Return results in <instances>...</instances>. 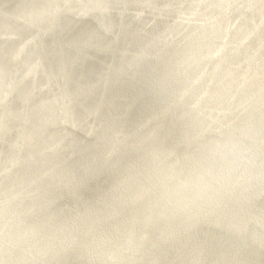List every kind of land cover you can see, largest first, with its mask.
<instances>
[{
  "label": "water",
  "instance_id": "obj_1",
  "mask_svg": "<svg viewBox=\"0 0 264 264\" xmlns=\"http://www.w3.org/2000/svg\"><path fill=\"white\" fill-rule=\"evenodd\" d=\"M31 1L33 0H30V2H27V4L30 3V6H37L38 9H36V13L41 12V10L46 7V1L44 0H34L40 2L41 4H32ZM97 1L98 0H82L81 2L80 0H77L76 2H70L69 4H66L63 0H58L57 3L60 5V8H57L56 12L53 13V15H57L59 17L63 28L65 27V25L69 26L72 22L76 23L75 26L71 28V35H73V37H76L75 34L81 33V31L85 29H99L97 33L99 36L98 39L102 42L106 41L107 43L104 48L99 49L100 51L97 49L89 50L87 48V46L93 44H88L87 46L78 45L79 52H92L95 54V56L85 54V57L83 58L87 59H82L80 62L78 61V59H76V61L81 64L80 66L75 68L74 74L72 72L70 76L72 82L69 85L72 88L75 86L77 92V94L72 95L70 99L72 102L76 103L75 106H73L72 103V113L76 111L75 114L77 115V117H79L80 119H85L86 117L88 118L90 115L95 114V111L93 113H88L90 112V110H94L92 108L96 109L95 105H97V107L98 105H100L99 109L103 111V125L95 137H87L86 133L84 131L82 132L81 130H77L76 134L68 131L72 135L75 134V136H71L70 134L65 133V131L59 130L61 127L60 124L62 125L63 123L62 121H58L57 119L56 123H54L53 125H50L48 123V119L50 116L47 115H50L48 113V109L50 108L47 107L45 109H42L43 106L42 108H40L41 103L47 102L49 100L48 98H46L48 100L44 99L47 94L45 96H40L39 94L33 95V97L31 96L28 106L30 107L29 111H32L29 113V116H32V123L30 127L25 130L29 137V145L25 147L23 152L20 149L16 151L12 150V152H10V154L8 155H10V158L16 155L17 159L20 158L18 155H22V157L24 156L23 161H25L28 157L30 159H33L32 161L24 164L25 168L18 167L23 169L17 170L13 173L22 175L24 178L28 177L29 179L34 176V178L31 179L32 181H34L33 183H39V185L41 187H45L46 190L43 189L41 194L32 195V197L24 196L23 198H18L15 201L11 200L8 203H4V205L0 207V236L12 237L15 241V246L21 245V247H23V250L21 249V251L17 247H13L11 249L10 247H6L5 245H3L1 243L2 239L0 238V264H30V261L34 259L37 260V264L41 263L42 261L46 262L47 264H95V262L92 260L95 255L93 256V254H89L85 247H87L88 245L87 240L89 235L93 237L91 239V244H97L101 242L102 238L99 237V232H101L102 234L106 233L105 227L111 229L116 227L115 235H120L121 238L119 239L118 237H116L112 238V240L108 239L107 242L106 240L104 241L103 238V243H106L107 245V243L110 241L111 244H118V248H120L122 244L130 240L125 238V236H131L130 234L125 235V232L128 229L126 228V226L131 228L134 221L137 222V218L139 220H142V218H139V215L146 213L137 205L135 208H133L134 206L132 207V205L126 204L127 201L130 202V200L137 196L142 190L141 188L135 189L137 192V195H135L131 192L132 185L135 181L141 180L143 176L148 177L149 174L151 175L150 172L155 166V163L153 162V160H155V157H153V154H157L158 151V149L156 150V148H160L161 151L162 149H164V146L165 148L170 147L171 150L173 149L172 144H166L162 142L163 140L161 139L152 142L145 141V143H143L142 145L137 146L136 149L131 150L132 153L129 154L130 156L128 158L124 160L116 159L115 162L112 163L116 166H119V164L122 162V165H120V167H117L120 170L113 171L112 168L103 166L104 162L102 165H100L99 160L101 159V153L104 149V139L106 140V144H108L112 141L114 135L117 134L116 131L125 129L123 127L124 124L133 122L135 120L138 121V118L140 116L144 117L139 121L144 120L145 118L152 116L162 109L166 108L172 102V87L170 86L169 77L170 66L167 62V56L171 55L173 48H171V46L169 47L168 42L166 40H161V38H165V35H169L168 32L175 33L179 29H183V26L180 25L179 20H174L175 18H179L178 14L180 13L179 9L181 8L177 6L178 4L170 3L169 12L163 13L168 14L167 16H172L174 18L170 20L168 19L167 24L164 25V27L162 23H160V25L162 26L161 29H164L159 32L161 34L158 35V38L157 36H155L156 34L151 31L149 34L145 32L142 33L140 26L144 25L143 23L146 22L147 19H141L137 15H134L130 16V18L125 21L126 17H124L122 14V10L125 9V6L133 5V3L139 4V2L143 4L141 0L108 1L107 7L109 8V13H104V15L108 17L107 23H109L107 27L105 25H98V22L103 17L98 10L104 12L102 9H100V7H91L90 9L88 7L87 10L84 9V12L87 13L85 14L86 17L82 18L81 21H74L75 14L69 12L70 10H73V12H78V6H93L94 4H97ZM92 2L93 4H91ZM30 6H25L24 11L20 14L22 15V18H26L30 14H36L30 13V11L26 10ZM142 6L145 11H148L145 5ZM88 10L90 11L88 12ZM156 12L158 13V11ZM230 15L231 13L225 16L226 19L222 21L223 27L227 25V21L230 17H232ZM10 18L12 19H8V21L5 22L6 27L9 28L11 26L18 30L22 28L23 31L20 30V35H27L29 31L35 30L36 25H29V30L27 29L28 31H26L24 30V28L27 27V25H25L22 21H18L20 19L16 21L15 18ZM174 21L176 22L177 26L173 25ZM3 23L4 22H0V31H6L1 30L5 27L3 26ZM112 28L118 29L117 38L112 37ZM156 28L160 27L157 26L153 29L155 30ZM150 38H153L156 41V44L151 47L153 48L152 51H148L146 48H144L143 44V42L147 41ZM17 45L18 44L16 40H11L10 42L0 41L1 69L7 71L8 69H11L13 65L22 67V64L26 63L25 55L22 57V60H18V55L15 59H13L14 55L11 52V47H13V49H16ZM2 47H5L4 50H6V52L2 51ZM141 48L148 51L147 53L149 55L151 54L147 57L151 61H149L148 59H144L143 61L139 59L140 62L134 61L136 51H139ZM37 50L28 48L27 54H32V52L35 53V51ZM66 51V54L68 53L67 55L69 56L72 54V52L74 53V51ZM92 58L94 60H92ZM120 59H130V62L135 65L137 63L139 66L138 68L132 66V68L136 70V75L132 72H129L128 69L130 68H126L127 65H123V63L120 64ZM103 61L111 62L114 65V68L112 67L109 71L103 73V71L101 70ZM116 63L120 64V66ZM81 67H84L83 70H85L86 74L79 80L77 73L80 71ZM118 72H121V74H119ZM99 73H103L102 76H99ZM39 78V82H43L41 74ZM99 79H101V83H99ZM145 79L148 80L149 84L147 83V81H145ZM79 81L83 82L82 84L85 86L81 87V83ZM106 82H108V84H111V87L103 89L104 83L107 84ZM76 83H78V85L81 87L82 92L80 91ZM30 85L31 83L29 81H26V84L18 86V89L15 92L8 93L7 95L11 94L10 96L12 97H10L8 100L5 99L2 102H6L5 106L7 105L11 108L14 106L17 109L21 103V99L24 97L28 98L27 95H29V93L31 95ZM122 93H124V96H122ZM138 94L139 96H141L142 100L139 104L135 102L129 104L131 106V108L129 109L130 112L131 109H133L134 112L130 115L129 113H126L127 117L124 116L125 105H123L124 102H122V100L125 101V99H129L130 101V97L136 96ZM114 95L116 96L113 97ZM128 95L130 97H128ZM68 96L70 97V95ZM101 96L104 97L102 101L100 100ZM110 97H113V99L111 101H108ZM10 101L14 103L13 106L8 103ZM78 101L83 102V106L86 102L87 107L83 108L81 105H78ZM118 101H120L119 105L116 104ZM89 103H91L92 105H89ZM121 105H123L122 108L120 107ZM171 106L179 109L176 104L171 103ZM1 110L2 108L0 109V117L2 115ZM66 113L67 112H65L64 116L67 118L68 116H66ZM7 114H9V116L4 114V117H6V119L8 120L15 119V116H17L14 112ZM173 114L174 111L166 114V121L169 120L171 122L172 118H175L173 117ZM44 117H46L47 119L45 120ZM64 124L65 123H63V125ZM171 127H174V125L170 124L167 130H170ZM146 131L147 129L144 130V134H146ZM64 134H66L64 136L66 140L59 143V146H63L61 149H59L60 147L56 145V150L58 151H56L55 154L54 151H52L53 153H47L49 155H42V151H49L45 148L49 146L47 144H49L57 136ZM169 134L175 136L178 139L177 133L174 134V132H170ZM1 135L2 133H0V136ZM84 136H86V138ZM16 137L17 140L20 139V137H18L17 135ZM78 138L81 139V141H79ZM140 140L141 137L139 141ZM72 141L74 143L71 147L70 144L72 143ZM182 143L180 144V146L183 148H186L187 145L191 148L194 144L192 141H183ZM41 148L43 149L41 150ZM188 151L191 153L192 149ZM68 152H70L71 154H69ZM91 152L94 153L90 154ZM65 155L66 157H64ZM250 155L257 157L259 153L258 151H252ZM125 156H127L126 153ZM130 159H134V161H136L137 159L138 163L130 165ZM257 159H260L259 156ZM124 163L125 165H123ZM50 166L53 167L49 170L52 175H49V177H45L41 173V175L38 176L39 173H37V171H41L44 168H49ZM128 166L131 167L129 168ZM101 176L103 177L97 180V178H100ZM101 182H106V186L104 189H99ZM55 189H57L56 193ZM51 193L56 194V200L47 199V197H49ZM32 199H34L35 201ZM67 199H69V201L73 203L77 209L73 212V214H69V211H67V204H58V202L64 203V200ZM104 200H108L107 202H109V204L104 205ZM121 201L125 202L124 206H122ZM30 203L31 206L28 208L27 206L30 205ZM85 205L87 206L86 209L83 208V206ZM258 206L261 207L260 211L256 209ZM122 207H124L125 210H121L120 208ZM21 210L23 212L31 210L30 213L26 215L28 217L27 219L30 221L34 220H32L33 217L35 219L44 218V216H47L49 212H51L52 214L54 213L53 216H50L53 221L56 216L61 218V216L65 213L63 218H61L62 223L66 222V217H68V219L72 218L74 229L68 232V230H64V227L62 228L56 226L55 229L52 227L51 229L46 228L42 230L41 228L38 232H32L26 230L25 226L24 229L22 224L21 229L18 230L12 227L9 232L5 231L3 234L1 228L2 224L6 222V220L11 219L12 216L21 213ZM87 212L94 216H88L89 214H87ZM245 215L248 216L246 218L247 220L252 219L253 222L251 224L256 225L257 231L256 229H251L253 227L251 226V224L249 230L243 231L242 233L235 232L234 230H232L233 227L226 228L225 225H222V227H220L218 226V224L217 226L212 225L214 226L211 228L212 232L210 231V229L208 230L207 228H204L208 230L212 236L222 237L221 240L211 245V249H216L215 252L220 254V257L212 260L213 264H252L256 260L258 250L260 249V242L262 239L261 237H256L264 234V230L260 227V225H258L256 219H260L261 217L262 219H264V195L258 198V200H256V203L250 204V207H246L243 210V216L245 217ZM109 219H112V221H109ZM61 220H59L58 223L60 225ZM12 223L13 222H10L9 225L12 226ZM88 226H92V232L86 230ZM169 231L171 232V230ZM39 232L42 236V239L36 236ZM213 233L216 235H213ZM64 235L66 236L64 237ZM70 235L71 237L75 236L78 238L76 244L70 243V241L68 240ZM48 239H52V241H49L53 242V245L46 243L48 242ZM169 245L170 242H167V246ZM68 246H72L71 250L68 249ZM2 247H5V249L2 250ZM102 247L103 245H101L99 249H102ZM8 250H10V252ZM105 252L106 246L104 247V251L101 252V256L96 255L100 258V261L96 262L97 264H106L105 261L110 260V257L103 256L105 255ZM22 253L25 255V258L19 256V258L16 260V256ZM189 257L187 258V260L183 261H187L188 264H192L194 261H190ZM124 258L126 259L125 256ZM111 264L115 263L112 262Z\"/></svg>",
  "mask_w": 264,
  "mask_h": 264
},
{
  "label": "bare ground",
  "instance_id": "obj_2",
  "mask_svg": "<svg viewBox=\"0 0 264 264\" xmlns=\"http://www.w3.org/2000/svg\"><path fill=\"white\" fill-rule=\"evenodd\" d=\"M10 1V0H9ZM22 1V0H21ZM46 1V0H45ZM65 1V0H64ZM101 1V0H100ZM109 1V0H108ZM176 1V0H174ZM192 3L194 4V6L198 7L201 12H203L204 9L206 8H211L212 11L207 14V15H203L201 18H205V21L209 22L211 25L218 23V25L222 24V21L226 19L225 16H227L228 14H232L233 10H232V4L230 3V0H191ZM257 1V0H256ZM24 2V1H23ZM22 2V3H23ZM27 2V0L25 1ZM24 2V3H25ZM30 2V1H29ZM52 2V1H51ZM72 2V1H71ZM169 2V1H168ZM172 2V1H171ZM252 0H248V2H246V0H238L235 1V10L236 11H242L241 16L238 17L236 16V18L234 19L233 22H229L228 21V25L225 26V30L224 32H220L221 34H226V36L222 39L220 33H219V29L218 28H213L212 26H207L205 28L202 29V31L198 34L199 37L201 38L200 42L197 43H193L190 41V45L186 46V52L184 56H181L180 59L178 60V64L180 63H186L187 65L193 66L194 68H199L198 71H195L196 73V77H193V81L186 85L185 87V93L187 95V97H189L190 99V104L189 106L185 109L186 113H185V117H183L184 120H186L187 118L189 119L190 124L188 121H184L182 120L180 122L181 124V128H180V136L182 137L184 135V141L190 142L192 141L194 144L193 146L190 148L192 149V153L191 156H185L183 155V158L187 161L184 166L181 165L182 161L181 157H177L175 159H173V157L171 158L172 161H174V164L169 163V164H162V160L159 159V161H155L153 160V162L155 163L154 168L152 169L151 176L145 179L141 180H137L134 182V184L132 185V190L131 192L135 195H137V192L135 189L137 188H141L142 190L140 191V193L135 196L134 198L136 199L138 196H142V193L145 192V188L141 185V184H159V187L162 188V190L159 192V190L157 192H159V197L157 200V197L155 198V200L160 201L158 202L159 204H157L159 206L157 212H154L157 214V217H161V218H165L167 215L169 216V214L171 215V219L173 218V216H175L177 218H182L183 221H185L186 219V223L185 227H183V230H185L186 228L189 230H191V228H193V226L197 225V221H211L214 222L218 225H220V227L222 225H225L226 228L229 227H233L232 230H234L235 232L238 233H242L243 231H247L249 230V228L251 226H253L251 229H256L257 231V227L255 224H251L253 221L252 219H246L248 216L245 215V217L243 216V210L246 207H250V204L252 203H256V200H258V198H260L262 195H264V57H259L256 56L253 52H252V48H251V43L252 41H243V38H246L244 40H247L248 37H246L247 35H245V28L246 26H244V20L247 19V15L249 16V18L247 19L248 22L250 23V27H252V31L254 32H260V34L262 36H264V0L261 1H257V4L254 6L255 8H250V7H245L247 6V3L249 4V6H251ZM19 3H21L19 1ZM35 3V2H34ZM40 3V2H38ZM49 3V0H48ZM57 3V1L55 2ZM70 3V2H69ZM93 3V2H92ZM140 3V2H139ZM162 3V2H161ZM165 3V2H164ZM183 3V2H182ZM27 5V3H25ZM37 4V3H36ZM50 4V3H49ZM52 4V3H51ZM68 4V3H66ZM100 4V3H99ZM103 4V3H102ZM105 4V3H104ZM137 4V3H136ZM144 4V3H143ZM21 5V4H19ZM54 5V4H53ZM106 5V4H105ZM145 5V4H144ZM166 5V4H165ZM18 6V4L16 5ZM23 6V5H22ZM25 6V5H24ZM30 6V5H29ZM33 6V5H32ZM48 6V5H47ZM50 6V5H49ZM59 6V5H58ZM166 6H170V5H166ZM234 6V7H235ZM14 7V6H13ZM34 7V6H33ZM54 7V6H53ZM19 8V6H18ZM30 8V7H29ZM28 8V9H29ZM35 8V7H34ZM49 8V7H48ZM56 8V7H55ZM80 8V7H79ZM82 8V7H81ZM90 8V7H89ZM107 8V7H106ZM27 9V10H28ZM44 9V8H43ZM51 9V8H49ZM101 9V8H100ZM130 9V8H129ZM193 9V8H192ZM2 10V9H1ZM20 10V9H19ZM22 10V9H21ZM33 10V9H32ZM36 10V9H35ZM45 10V9H44ZM80 10V9H78ZM86 10V9H85ZM95 10V9H94ZM109 10V9H108ZM194 10V9H193ZM253 10V11H252ZM18 11V9L16 10ZM47 11V9H46ZM45 11V12H46ZM82 11V10H81ZM124 11V10H123ZM160 11V10H159ZM163 11V10H162ZM161 11V12H162ZM184 11V10H183ZM250 11H252L251 13H249ZM1 12V11H0ZM3 12V10H2ZM6 12V10H5ZM36 12V11H35ZM43 11V14L45 13ZM102 12V11H101ZM128 12V11H127ZM194 12V11H193ZM221 12H224L223 17H220L219 14ZM244 12V13H243ZM15 13V12H14ZM48 13V12H46ZM75 13V12H74ZM84 13V11H83ZM108 13V12H106ZM163 13V12H162ZM197 13V12H196ZM245 13H249V14H245ZM8 14V13H7ZM40 14V13H39ZM50 14V13H49ZM53 14V11H52ZM51 14V16H52ZM87 14V13H86ZM6 15V14H4ZM38 15V14H37ZM36 15V17H37ZM47 15V14H45ZM197 15V14H196ZM1 16V14H0ZM12 16V15H11ZM43 16V15H42ZM41 16V18H42ZM50 16V15H49ZM49 16H47L49 18ZM57 16V15H56ZM104 16V15H103ZM131 16V15H130ZM138 16V15H137ZM5 17V16H4ZM8 17V15H7ZM129 17V16H128ZM242 17V18H241ZM20 18V17H18ZM34 18V17H33ZM53 18V17H52ZM189 18V17H188ZM1 19V18H0ZM47 18H45L46 20ZM54 21L56 18H53ZM31 20V19H30ZM38 20V19H37ZM36 20V21H37ZM41 20V19H40ZM186 20V19H185ZM53 21V20H51ZM50 21V22H51ZM1 22V21H0ZM23 22H25L23 20ZM35 22V20H34ZM46 22V21H45ZM103 22V21H102ZM247 22V23H248ZM56 23V22H55ZM101 23V22H100ZM109 23V22H108ZM239 23V25H238ZM27 24V23H26ZM34 24H37V22H35ZM33 24V25H34ZM41 24V22H40ZM50 24L53 25V23L51 22ZM59 24V22H58ZM57 24V26H58ZM107 24V22H106ZM183 24V23H182ZM189 24V23H188ZM188 24H186L188 26ZM5 25V23H4ZM43 25V24H42ZM41 25V26H42ZM75 25V24H74ZM73 25V26H74ZM101 25V24H100ZM104 25V24H103ZM145 25V24H144ZM40 26V25H39ZM46 26V25H45ZM49 26V24H48ZM56 26V27H57ZM71 26V25H70ZM177 26V25H176ZM11 27V26H10ZM69 27V26H67ZM29 28V27H28ZM27 28V29H28ZM49 28V27H48ZM53 28V27H51ZM62 28V26H61ZM59 27V30L61 29ZM222 28V26H221ZM249 28V26H248ZM4 29V28H3ZM25 29V28H24ZM26 29V31H27ZM56 29V28H54ZM65 28L61 29L64 30ZM70 29V28H68ZM108 29V28H107ZM114 29V28H113ZM2 30V29H1ZM13 30V28H12ZM37 31V29H35ZM45 30V27H44ZM58 30V31H59ZM67 30V29H66ZM15 31V30H14ZM20 31V30H19ZM35 31V32H36ZM50 31H52L50 29ZM54 31V30H53ZM57 31V32H58ZM69 31V30H68ZM89 31V30H88ZM94 31V29H93ZM115 31V30H114ZM150 31V30H149ZM184 31V30H183ZM191 31V30H190ZM189 31V32H190ZM248 31V29H247ZM1 32V31H0ZM6 32V31H5ZM9 32V31H8ZM13 32V31H11ZM21 32V31H20ZM38 32V31H37ZM47 32V31H46ZM49 32V31H48ZM57 32H55V34L57 35ZM62 32V31H61ZM60 32V33H61ZM86 32V31H83ZM92 32V31H91ZM188 32V31H185ZM30 33V32H29ZM33 33V32H32ZM66 33V32H65ZM95 34L97 32H94ZM91 33V34H94ZM18 34V33H17ZM53 32H52V36H53ZM62 34V33H61ZM67 34V33H66ZM82 34V33H81ZM90 34V33H89ZM90 34V37H91ZM115 34V33H114ZM19 35V34H18ZM33 35V34H32ZM45 35V34H43ZM42 35V37H44ZM59 35V34H58ZM63 35V34H62ZM65 35V34H64ZM63 35V36H64ZM69 35V34H68ZM80 35V34H79ZM98 35V34H97ZM96 35V36H97ZM254 35V34H253ZM5 36V34L3 35ZM14 36V35H13ZM41 36V34H40ZM50 36V37H52ZM60 36V35H59ZM70 36V35H69ZM82 36V35H81ZM76 37V38H80ZM30 37V36H29ZM48 37V36H46ZM45 37V38H46ZM55 37V36H53ZM62 36H60L61 39ZM71 37V36H70ZM87 37H89L87 35ZM183 37V36H182ZM258 37V35H257ZM260 37V35H259ZM258 37V38H259ZM13 38V37H12ZM10 38V39H12ZM21 38V37H20ZM26 38V37H25ZM56 39L58 37H55ZM67 38V37H66ZM64 37V39H66ZM84 38V35H83ZM86 38V37H85ZM99 38V37H98ZM97 38V39H98ZM264 40V37H261ZM50 39V38H49ZM53 39V38H52ZM63 39V38H62ZM68 40L69 37L67 38ZM82 39V38H81ZM92 39V37H91ZM90 39V40H91ZM167 39V38H166ZM251 39V38H250ZM253 39V38H252ZM256 39V37H255ZM3 40V39H2ZM13 40V39H12ZM72 40V38H71ZM70 40V41H71ZM86 40V39H85ZM152 40V38H151ZM9 41V40H8ZM7 41V42H8ZM42 41V38H41ZM53 41V40H52ZM57 41V40H56ZM67 40H65L66 42ZM77 41V40H76ZM100 41V40H99ZM175 41V40H174ZM255 41V40H254ZM10 42V41H9ZM47 42V40H46ZM60 42V41H59ZM69 43V41H67ZM73 42V41H72ZM75 42V41H74ZM80 42V40L78 41ZM84 42V40H83ZM89 42V41H88ZM87 42V43H88ZM98 42V41H97ZM102 42V41H101ZM148 42V41H147ZM221 42V43H220ZM21 43V42H20ZM35 43V42H34ZM39 43V42H38ZM45 43V42H44ZM43 43V44H44ZM49 43V42H48ZM54 43L50 41V44ZM62 46H63V42ZM71 43V42H70ZM91 43V42H89ZM145 43V42H143ZM256 43V42H255ZM261 43V42H260ZM41 44V43H40ZM42 44V45H43ZM58 44V42L54 43L53 45ZM77 44V43H76ZM75 44V45H76ZM83 44V43H82ZM85 44V43H84ZM92 44V43H91ZM142 44V43H141ZM156 44V43H154ZM179 44V43H178ZM221 44V45H219ZM259 44V42H258ZM33 45V44H32ZM67 45V43L65 44ZM69 45V44H68ZM73 45V43H72ZM74 45V46H75ZM81 45V43H80ZM101 45V44H99ZM146 45V44H145ZM152 45V44H151ZM235 45L238 47L236 48L232 54H227L228 56L224 55V52L221 50V48L219 46H222L223 48H228V47H235ZM26 46V45H25ZM30 46V45H29ZM38 48V45H36ZM52 46V45H51ZM85 46V45H84ZM87 46V44H86ZM94 47V42L93 45H91L89 48ZM255 46V44H254ZM263 46V45H261ZM28 47V46H27ZM46 47V46H45ZM48 47V46H47ZM59 47V45H58ZM70 47V45L68 46ZM78 47V45H77ZM76 47V49H77ZM97 47V44H96ZM101 47H105L104 45ZM100 47V48H101ZM145 47V46H144ZM174 47V46H173ZM3 48V47H2ZM42 48V47H41ZM39 48V49H41ZM50 48V47H49ZM56 48V47H55ZM67 48V47H66ZM99 48V47H97ZM96 48V49H97ZM147 48V46H146ZM150 48V47H149ZM254 48V47H253ZM38 49V50H39ZM52 49V48H51ZM59 49V48H58ZM65 49V48H63ZM68 49V48H67ZM72 49V48H71ZM75 49V48H73ZM94 49V48H93ZM142 49V48H141ZM35 50V49H34ZM46 51V49H44ZM57 50V49H56ZM55 50V52H56ZM92 50V49H91ZM98 50V49H97ZM24 51V50H23ZM49 51V50H48ZM60 51V50H58ZM57 51V52H58ZM72 51V50H71ZM100 51V50H99ZM229 52V49L227 50ZM259 51V50H258ZM36 52V51H35ZM40 52V51H39ZM52 52V51H50ZM50 52H48V54H50ZM62 52V51H61ZM60 52V54H61ZM66 53V51H64ZM87 52V51H86ZM137 52V51H136ZM144 52V51H143ZM148 52V51H147ZM146 52V53H147ZM173 52V51H172ZM232 52V51H231ZM263 52V51H262ZM20 53V52H19ZM25 53V52H24ZM42 52V56H43ZM59 53V52H58ZM57 53V54H58ZM75 53V52H74ZM73 53V54H74ZM80 53V52H79ZM83 53V52H82ZM81 53V55H82ZM145 53V54H146ZM17 54V53H15ZM31 54V53H30ZM41 54V53H39ZM78 54V53H76ZM75 54V55H76ZM85 54V53H83ZM138 54V52H137ZM173 54V53H172ZM35 55V54H34ZM51 55V54H50ZM54 55V53H53ZM79 55V54H78ZM76 55V57L78 56ZM94 55V54H93ZM149 55V54H148ZM263 55V54H262ZM37 56V55H36ZM49 56V55H48ZM55 56V55H54ZM58 56V55H57ZM60 56V55H59ZM65 56V55H64ZM63 56H61V59ZM80 56V55H79ZM83 56V55H82ZM81 56V57H82ZM95 56V55H94ZM146 55H144L145 57ZM34 57V56H33ZM40 57V56H38ZM37 57V58H38ZM44 57V56H43ZM42 57V58H43ZM68 57V56H67ZM70 57V56H69ZM73 57H75L73 55ZM72 57V58H73ZM80 57V58H81ZM30 58V57H29ZM36 58V57H35ZM58 58V57H57ZM147 58V57H146ZM173 58V57H172ZM47 59V58H46ZM51 59V58H50ZM55 58H53L54 61ZM70 59V58H69ZM74 59V58H73ZM77 59V58H76ZM75 59V60H76ZM85 59V58H84ZM87 59V58H86ZM27 60V59H26ZM58 60V59H57ZM57 60H55L54 62H56ZM60 60V59H59ZM68 60V59H66ZM65 60V61H66ZM72 60V59H71ZM75 60H73L75 62ZM82 60V59H81ZM92 60H94L92 58ZM127 60V59H126ZM125 60V61H126ZM142 60V59H140ZM144 60V59H143ZM142 60V61H143ZM170 60V59H169ZM39 61V59H38ZM61 61V60H60ZM59 61V62H60ZM64 61V60H63ZM61 61V62H63ZM70 60H68L69 62ZM120 61V60H119ZM134 61L135 62H140L139 59H136L134 57ZM27 62V61H26ZM35 62V61H34ZM41 62V61H40ZM44 62V61H43ZM67 62V63H68ZM73 62V63H74ZM105 62V61H104ZM174 62V61H173ZM57 63V62H56ZM66 63V64H67ZM72 63V62H70ZM78 63V62H77ZM108 63V61L106 62ZM110 63V62H109ZM120 64L123 63V65L125 64V62L121 60V62H119ZM127 63V62H126ZM129 62L128 66H132L138 68V64L136 63L133 64ZM43 64V63H42ZM50 64V63H49ZM64 64V63H63ZM81 64V63H80ZM112 64V63H111ZM118 64V63H116ZM120 64H118L120 66ZM171 64V63H170ZM37 65V64H35ZM46 65V64H45ZM51 65V64H50ZM53 65V63H52ZM51 65V66H52ZM57 65V64H56ZM62 65V64H61ZM113 65V64H112ZM49 66V65H48ZM58 66V65H57ZM65 66V65H64ZM70 66V65H69ZM76 66V64H75ZM105 66V65H103ZM36 67V66H35ZM42 67H46V66H42ZM106 67V66H105ZM110 67V66H108ZM114 67V65L112 66ZM111 67V68H112ZM32 68V67H31ZM61 68V66L59 67V69ZM62 68H64L62 66ZM68 68V66H67ZM71 68V67H70ZM83 68V67H82ZM102 69H104V67H101ZM121 68V67H120ZM119 68V69H120ZM129 68V67H128ZM171 68V67H170ZM177 68V67H176ZM34 69V67H33ZM36 69V68H35ZM52 69V67H51ZM57 69V70H59ZM75 69V68H74ZM11 70V69H10ZM38 70V69H37ZM42 70H44L42 68ZM50 70V68L48 69ZM66 70V68H65ZM71 70V69H70ZM73 70V69H72ZM81 70V69H80ZM2 71V70H1ZM12 71V70H11ZM24 71V70H23ZM32 71V70H31ZM41 71V70H40ZM45 71V70H44ZM47 71V70H46ZM45 71V72H46ZM83 71V70H82ZM109 71V69L105 68V72ZM36 72V71H35ZM57 72V71H56ZM63 73L65 72L64 69L62 71ZM80 72V71H79ZM84 72V71H83ZM134 72V71H133ZM136 72V70H135ZM28 73V72H27ZM31 73V72H30ZM53 73L54 70H53ZM60 73V71H59ZM69 73V72H68ZM74 73V72H73ZM86 73V72H84ZM104 73V72H103ZM102 73V74H103ZM119 74H121V72H118ZM9 74V72H8ZM13 73H11L12 75ZM45 73H43L42 75H44ZM51 74V73H50ZM49 74V76L51 77V79H53L54 77L51 76ZM79 74V73H77ZM83 74V73H82ZM80 73V76L82 75ZM101 74V76H102ZM175 74V73H174ZM179 74V71H178ZM7 75V74H6ZM28 75V74H27ZM33 75V74H31ZM36 75V74H35ZM53 75V74H52ZM62 75V74H61ZM84 75V74H83ZM30 76V75H29ZM47 76V75H46ZM45 76V77H46ZM66 76V75H65ZM65 76L64 80H65ZM70 76V75H68ZM79 76V75H78ZM100 76V75H99ZM173 76V75H172ZM34 77V76H33ZM32 77V78H33ZM61 77V76H60ZM82 77V76H81ZM175 77V76H174ZM178 77V76H177ZM6 78V77H4ZM44 78V77H43ZM180 78V77H179ZM190 78V77H189ZM188 78V79H189ZM2 79V78H1ZM26 81L28 80L27 77L25 76ZM31 79V78H30ZM35 79V78H34ZM48 79V78H47ZM59 79V77H58ZM61 79V78H60ZM63 79V78H62ZM61 79V82H62ZM80 79V78H79ZM173 79V78H172ZM3 80V79H2ZM16 80V79H15ZM21 80V79H20ZM57 80V79H56ZM67 80V79H66ZM65 80V82H67ZM70 80V79H69ZM101 79H99L100 81ZM24 81V80H23ZM34 81V80H33ZM37 81V80H36ZM44 81V80H43ZM51 81V80H50ZM146 81V79H145ZM172 81V80H171ZM10 82V81H9ZM19 82V81H18ZM31 82V81H30ZM70 82V81H68ZM176 81H174L175 83ZM180 82V81H179ZM188 82V81H187ZM2 83V82H1ZM57 83V82H55ZM64 83V82H63ZM107 84L104 83V88L103 89H107L108 87H111V84H108V82H106ZM148 83V82H147ZM181 83V82H180ZM45 84V82H44ZM70 84V83H69ZM179 84V83H178ZM197 84V85H196ZM11 85V84H10ZM15 85V84H14ZM17 85V84H16ZM15 85V87H16ZM82 85V84H81ZM171 85V84H170ZM62 86V85H61ZM84 85H82L83 87ZM177 86V85H175ZM14 87V86H13ZM12 87V89H13ZM14 87V88H15ZM46 87V86H45ZM64 88V86H62ZM61 88V89H63ZM67 88V86H66ZM71 88V87H70ZM46 89V88H45ZM57 89V88H56ZM68 89V88H67ZM75 89V88H74ZM80 89V87H79ZM11 90V89H9ZM72 90V88H71ZM174 90V89H173ZM172 90V91H173ZM179 90H181L179 88ZM4 91V90H3ZM8 91V90H7ZM6 91V93H7ZM53 91V90H52ZM56 91V90H55ZM61 91V90H60ZM70 91V90H68ZM65 91V92H68ZM74 91V90H73ZM76 91V90H75ZM12 92V90H11ZM10 92V93H11ZM39 92V91H38ZM47 92V90H46ZM82 92V90H81ZM1 93V92H0ZM71 93V91H70ZM179 93V92H177ZM184 93V94H185ZM5 94V93H4ZM30 94V93H29ZM65 94V93H64ZM76 93L73 92L72 95H76ZM173 94V93H172ZM42 95V94H41ZM60 95V94H59ZM176 95V94H175ZM180 95V94H179ZM183 95V94H182ZM2 96V95H1ZM30 96V95H28ZM173 96V95H172ZM184 96V95H183ZM182 96V97H183ZM174 97V96H173ZM176 97V96H175ZM181 97V96H180ZM179 97V99H180ZM1 98V97H0ZM25 98V97H24ZM29 98V97H28ZM27 98V99H28ZM51 98V97H50ZM54 97H52L53 99ZM71 98V97H70ZM141 98V97H140ZM186 98V97H185ZM23 99V98H22ZM31 99V98H29ZM113 99V98H112ZM111 99V100H112ZM174 99V98H172ZM188 99V98H187ZM3 100V98H2ZM55 100V99H54ZM67 100V99H66ZM181 100V99H180ZM24 101V100H23ZM53 101V100H52ZM131 101V100H130ZM185 101V100H184ZM48 102V101H47ZM46 102V103H47ZM181 102V101H180ZM9 103V102H8ZM25 103V102H24ZM29 103V101H28ZM52 103V102H51ZM63 103V102H62ZM178 103V102H176ZM186 103V102H185ZM22 104V103H21ZM43 104V103H42ZM56 104V103H55ZM179 104V103H178ZM3 105V103H2ZM25 105V104H24ZM23 105V106H24ZM28 105V104H27ZM48 105V104H46ZM68 105V104H67ZM74 105V104H73ZM81 105V104H80ZM183 105V104H182ZM1 106V103H0ZM5 106V105H4ZM22 106V105H20ZM26 106V105H25ZM24 106V107H25ZM51 106V105H50ZM55 106V105H54ZM170 106V105H169ZM9 107V106H8ZM44 107V106H43ZM60 107V106H59ZM72 107V105H71ZM129 107V106H128ZM184 107V106H183ZM10 108V107H9ZM23 108V107H22ZM55 108V107H54ZM57 108V107H56ZM180 108V107H179ZM7 109V107H6ZM52 109V108H51ZM90 109V108H89ZM129 109V108H128ZM175 109V108H174ZM12 110V109H11ZM10 110V111H11ZM16 110V109H15ZM55 110V109H54ZM68 110V109H67ZM67 110H64L67 112ZM8 111V110H7ZM51 111V110H50ZM53 111V110H52ZM69 111V110H68ZM91 111V110H90ZM94 111V110H93ZM184 111V110H182ZM4 112V110H3ZM6 112V111H5ZM4 112V113H5ZM9 112V111H8ZM12 113V112H9ZM69 113V112H67ZM66 113V114H67ZM90 113V112H89ZM92 113V112H91ZM99 113V112H98ZM162 114V113H161ZM4 114H2L3 116ZM9 115V114H8ZM7 115V116H8ZM62 115V114H61ZM96 115V113H95ZM51 116V115H50ZM155 116V115H153ZM152 116V117H153ZM52 117V116H51ZM49 117V118H51ZM160 117V115H159ZM3 118V117H2ZM46 118V117H45ZM178 118V117H177ZM90 119V118H89ZM95 119V118H94ZM93 119V120H94ZM161 119V118H160ZM3 120V119H2ZM5 120V119H4ZM7 120V119H6ZM20 120V119H19ZM52 120V118L50 119ZM164 120V119H163ZM179 120V119H178ZM181 120V119H180ZM1 121V120H0ZM90 121V120H89ZM168 121V120H167ZM177 121V120H175ZM51 122V121H50ZM49 122V123H50ZM56 122V121H54ZM100 122V121H99ZM98 122V123H99ZM102 122V121H101ZM173 122V121H172ZM171 122V123H172ZM92 123V122H90ZM6 124V123H5ZM54 123L52 122L51 125H53ZM80 124V123H79ZM138 124V123H137ZM164 123H161V125ZM178 124V123H177ZM3 125V123H2ZM89 125V124H88ZM157 125V124H156ZM169 125V123H168ZM101 126V125H100ZM176 126V125H175ZM4 127V126H3ZM97 127V126H96ZM162 127V126H161ZM62 128V126H61ZM70 128V127H69ZM129 128V127H128ZM150 128V127H149ZM176 128H178L176 126ZM2 129V128H1ZM67 129V128H66ZM96 129V128H95ZM147 129V128H146ZM155 129V128H153ZM174 129V128H173ZM25 130V129H24ZM60 130V129H59ZM62 130V129H61ZM60 130V131H61ZM69 130V129H68ZM138 130V129H137ZM162 130V129H161ZM72 131V130H71ZM74 131V130H73ZM97 131V130H95ZM119 131V130H118ZM133 131V130H132ZM142 131V130H141ZM18 132V131H17ZM123 132V131H122ZM153 132V131H152ZM166 132V131H164ZM168 132V130H167ZM159 133V132H158ZM163 133V132H161ZM23 134V132L21 133V135ZM69 134V133H68ZM71 134V133H70ZM91 134V133H90ZM136 134V133H134ZM140 134V133H139ZM167 133H165L164 135H166ZM24 135V134H23ZM143 135V134H142ZM141 135V136H142ZM160 135V134H159ZM168 135V134H167ZM178 135V134H177ZM60 136V135H59ZM65 136V135H63ZM170 136V135H169ZM19 137H21L19 135ZM174 137V136H173ZM1 138V137H0ZM57 138V137H56ZM56 138L54 140H52L49 144L50 146L48 147L47 150L49 151H42V155H49L47 153L54 151V154L57 149V146H59V143L61 142L60 140H56ZM62 138V137H61ZM65 138V137H64ZM126 138V136H125ZM180 138V137H179ZM183 138V137H182ZM59 139V138H58ZM79 139V138H78ZM114 139V138H113ZM153 139V138H152ZM159 139V138H158ZM164 139V138H163ZM176 139V138H175ZM249 141H248V140ZM17 140V139H16ZM14 140V141H16ZM64 140V139H63ZM80 140V139H79ZM126 140V139H125ZM139 140V139H138ZM147 140V139H146ZM156 140V139H155ZM181 140V139H180ZM114 141V140H113ZM132 141V140H131ZM134 141V140H133ZM137 141V140H136ZM151 141V140H150ZM173 141V140H172ZM179 141V140H178ZM251 141V142H250ZM104 144H103V148L108 149L109 147V143L106 144V140H103ZM124 142V141H123ZM176 142V141H175ZM16 143V142H15ZM18 143V142H17ZM73 141L70 144V146H73ZM125 143V142H124ZM181 143V141H180ZM12 144V143H11ZM19 144V143H18ZM23 144V143H22ZM179 144V143H178ZM183 144V143H182ZM187 144V143H186ZM48 145V144H47ZM137 145V144H136ZM184 145V144H183ZM27 146V145H26ZM117 146V145H116ZM128 146V145H127ZM185 146V145H184ZM188 146V145H187ZM63 147V146H62ZM61 147V148H62ZM113 147V146H112ZM111 147V149H113ZM120 147V146H119ZM118 147V148H119ZM174 147V146H173ZM178 147L180 148V146L178 145ZM190 147V146H189ZM14 148V147H13ZM127 148V147H126ZM166 150H171L170 147L165 148V146L163 147ZM43 148H41L42 150ZM77 149V148H76ZM110 149V148H109ZM116 149V148H114ZM113 149V150H114ZM122 149V148H120ZM119 149V150H120ZM175 149V147H174ZM2 150V149H1ZM17 150V149H16ZM19 150V149H18ZM112 150V151H113ZM177 150V152L179 154H184L183 152L180 153L183 149ZM40 151V150H39ZM38 151V152H39ZM160 151V150H159ZM187 151V150H186ZM252 151H258L259 153V158L257 159V157L255 156H251L250 154L252 153ZM12 152V151H11ZM107 152V151H106ZM108 152H110V150H108ZM118 152V150H117ZM165 152V151H164ZM163 152V153H164ZM185 152V151H184ZM53 153V152H52ZM94 152H91L90 154H93ZM111 153V152H110ZM113 153V152H112ZM115 153V151H114ZM113 153V154H114ZM172 153V152H170ZM102 154V153H101ZM108 154V153H107ZM120 154V153H118ZM123 154V153H122ZM125 154V153H124ZM127 154V153H126ZM165 154V153H164ZM6 155V154H5ZM105 155V154H103ZM111 155V154H110ZM162 155V154H161ZM167 155V154H166ZM113 156V155H112ZM111 156V157H112ZM178 156V154H177ZM181 156V155H180ZM15 157V156H14ZM13 157V160H14ZM103 157H107V156H103ZM114 157V156H113ZM155 157V156H153ZM159 157V156H158ZM166 157V156H165ZM170 157V156H169ZM109 157H107L108 159ZM122 158H125L124 156ZM120 156V159H122ZM161 158V156H160ZM179 158V159H178ZM22 159V158H21ZM106 159V160H107ZM110 159V158H109ZM118 159V158H117ZM170 159V158H169ZM33 159H30L29 157L23 161V163H21L20 166L15 167L16 170L13 172H16L17 170H21L23 168H18V167H24V164L32 161ZM101 160V159H100ZM105 160V159H104ZM102 159V162L104 161ZM111 160V159H110ZM113 160V159H112ZM114 160H116L114 158ZM181 160V161H179ZM259 160V161H258ZM164 161V160H163ZM101 162V163H102ZM105 162V161H104ZM112 162V161H111ZM126 162V161H125ZM171 162V161H170ZM14 163V162H12ZM107 163V162H106ZM110 163V161L108 162ZM138 161L136 159V161H134V159H130L129 164L133 165V164H137ZM165 163V162H164ZM111 164V163H110ZM109 164V165H110ZM122 164V163H121ZM3 165V164H2ZM108 165V164H107ZM105 166V165H103ZM114 166V164H112V167ZM14 167V166H13ZM25 168V167H24ZM53 167H49V168H44L41 171H37L38 176L41 175V173L45 176V177H49V175H52V173L49 171L50 169H52ZM113 170V169H112ZM115 170V168H114ZM12 172V171H11ZM11 172H9V174H6V181L7 184L6 186L11 188V189H15L17 190L18 194L16 195H20V197L22 196H26L28 195H36V194H41L42 190H46L45 187H41L39 185V183L32 181L31 179L34 178V176L31 177V179H29L28 177L24 178L22 175H17V173L14 174H10ZM49 172V173H48ZM5 175V174H4ZM5 177V176H4ZM79 178H83V177H79ZM2 179V178H1ZM83 180V179H82ZM82 180H78V181H82ZM37 181V180H36ZM1 182V181H0ZM161 182V183H159ZM5 183V181L3 182ZM104 183V182H103ZM2 184V183H1ZM161 184V186H160ZM145 185V186H146ZM2 187V186H1ZM0 187V188H1ZM100 188V187H99ZM103 188V187H101ZM24 189V190H23ZM7 190V189H6ZM23 190L24 192H21L23 194H21L19 191ZM147 190V189H146ZM260 190L262 193H260ZM5 191V190H4ZM9 191V189H8ZM14 191V190H13ZM12 191V192H13ZM28 191V193L26 194V192ZM30 191V192H29ZM57 189H55V193H56ZM1 192V190H0ZM10 192V191H9ZM148 192V191H147ZM7 193V192H6ZM20 193V194H19ZM55 193H51L49 195V197H47V199L49 200H56V194ZM61 193V192H60ZM3 194H5L3 192ZM151 194V193H149ZM157 194V193H156ZM27 195V196H28ZM148 195V194H147ZM2 196V195H0ZM4 196V195H3ZM13 196V195H12ZM156 196V195H155ZM9 197V196H8ZM15 197V195H14ZM4 198V197H3ZM143 198V197H142ZM18 199V198H17ZM21 199V198H19ZM147 200H144V202L148 201V205L146 206V210L147 212H149L150 209H152L153 207H151L150 202L152 201L151 199H148V197H146ZM1 200V198H0ZM7 200V199H6ZM12 200V199H10ZM34 200V199H32ZM59 200V199H57ZM133 200V198L131 199ZM130 200L131 204L133 203ZM138 200V199H137ZM15 201V200H13ZM35 201V200H34ZM65 202L63 204H67L68 206H70V208L68 207L67 211H69V214H73V212L76 209V207L74 206L73 203H71L69 201V199L64 200ZM108 200H104L103 204H109V202H107ZM135 201V200H133ZM252 201V202H251ZM6 202V201H5ZM154 202V201H153ZM8 203V202H6ZM123 201H121L122 206H124ZM129 201L126 202V204H128ZM143 203V201H142ZM157 203V202H156ZM155 203V204H156ZM2 204V203H1ZM134 204V203H133ZM132 204V205H133ZM146 205V203H144ZM3 206V205H1ZM31 206L28 205L27 207L29 208ZM136 206V205H135ZM137 206H142L141 203L139 202V204H137ZM145 207V206H144ZM156 207V206H155ZM83 208H87V206H83ZM135 208V207H134ZM140 208V207H139ZM143 208V207H142ZM123 210V209H122ZM125 210V209H124ZM258 210V209H257ZM260 210V209H259ZM31 210H27V212H23L21 211V213L12 216L11 218V222L12 226L8 225L7 228H4V223L2 224V233L4 234V232H9V230L14 227L15 229H21L22 228V224L23 226L26 227V230L28 231H32V232H38L40 231V229L42 228V230L49 228L51 229L52 227L55 229L56 226L57 227H64V230H68V232L72 229H74V224H73V219L70 218L68 219V217H66V222L62 223L61 218H63L62 215L61 218L57 217L52 221V219L50 218V216H53V214L51 212H49L47 214V216H44V218H32L33 221L28 220L27 218V214L30 213ZM146 212V211H145ZM151 212V211H150ZM149 212V213H150ZM152 213V212H151ZM154 213V214H155ZM87 214H89L88 216L92 215L89 212H87ZM148 215V214H147ZM94 216V215H92ZM143 216V215H142ZM149 216V215H148ZM152 216V214H151ZM140 217V216H139ZM150 217V216H149ZM148 217V218H149ZM153 217V216H152ZM137 218V216H136ZM144 218V216H143ZM169 218V220H170ZM49 219V220H48ZM147 219V218H146ZM160 218H158L159 220ZM59 220H61V225L58 224ZM95 220V219H94ZM138 220V219H137ZM148 220V219H147ZM147 220L143 219L140 220L139 224L142 227L143 223H146V226L142 227L147 228L150 224V222H147ZM151 220V219H150ZM154 220V219H153ZM161 220V219H160ZM163 220V219H162ZM166 220V221H165ZM164 221H162V223L164 224V222L168 223H172V225H168L169 230H172V227H175L174 222L172 220H168L165 219ZM179 220V219H178ZM7 221V220H6ZM109 221H112V219H109ZM258 225H260V227L264 230V219H262V217L260 219H256ZM10 222V221H9ZM28 222V223H27ZM161 222V221H160ZM151 223H153V221H151ZM178 224V222H177ZM180 224V223H179ZM200 224V223H199ZM198 224V225H199ZM210 224V223H209ZM251 224V226H250ZM67 225V226H65ZM135 225V224H134ZM132 225V226H134ZM138 225V224H137ZM136 225V226H137ZM145 225V224H144ZM153 225V224H152ZM166 225V224H165ZM183 225V224H182ZM207 225V224H206ZM211 225V224H210ZM160 226V225H159ZM179 227V225H177ZM228 226V227H227ZM92 227V226H91ZM90 226H88L86 228V230L91 231L92 232V228ZM127 227V226H126ZM154 227V226H153ZM166 227V226H165ZM177 227V229H178ZM180 227V228H181ZM200 227V226H199ZM203 227V226H202ZM207 227V226H206ZM210 227V226H209ZM24 228V227H23ZM149 228V227H148ZM157 228V226H156ZM164 228V227H162ZM197 228V227H196ZM195 228V229H196ZM208 228V227H207ZM212 228V227H211ZM116 229V228H114ZM113 229V230H114ZM168 229V228H167ZM63 230V231H64ZM134 230V229H133ZM142 230V229H141ZM148 230V229H146ZM159 230V228H158ZM157 230V231H158ZM164 230V229H163ZM166 230V228H165ZM176 230V229H175ZM200 230V229H199ZM107 231V230H106ZM150 231V230H149ZM155 231V229H154ZM187 231V230H186ZM195 231V230H194ZM193 231V233H194ZM201 231V230H200ZM208 231V230H206ZM165 232V231H163ZM178 234H181L180 231H178ZM192 232V231H191ZM205 232V231H204ZM209 232V231H208ZM158 233V232H155ZM162 233V232H160ZM166 233V232H165ZM113 234V233H112ZM127 234V233H126ZM144 234V233H143ZM142 234V235H143ZM170 234V233H169ZM174 234V233H173ZM171 233V235H173ZM176 234V233H175ZM186 234H188L186 232ZM199 234V233H198ZM206 234V233H205ZM210 234V232L208 233ZM106 235V233H105ZM109 235V234H108ZM146 235V234H145ZM150 235V234H149ZM152 235V234H151ZM159 235V234H158ZM168 235V234H167ZM190 235V234H189ZM211 235V234H210ZM214 235V234H213ZM38 236V235H37ZM41 236V235H40ZM114 236V235H113ZM156 236V235H154ZM153 236V237H154ZM161 236V234H160ZM164 236V235H163ZM181 236V235H180ZM183 236V235H182ZM195 236V235H194ZM197 236V235H196ZM195 236V240L196 239ZM200 236V235H199ZM7 237V236H6ZM65 237V236H64ZM101 237V235H100ZM109 237V236H107ZM112 237V236H110ZM118 237V236H117ZM144 237V235H143ZM142 240L144 241V238ZM157 237V236H156ZM155 237V238H156ZM168 237V236H167ZM178 237V236H177ZM207 237V236H205ZM261 237V236H259ZM70 238V237H69ZM93 237L91 235L88 236V245L86 248L90 249L94 244H91V239ZM105 238V237H104ZM125 238L128 239L127 236H125ZM138 238V237H137ZM162 238V237H161ZM185 238V237H184ZM191 238V237H190ZM189 238V239H190ZM194 238V237H192ZM199 238V237H198ZM209 238V237H208ZM207 238V239H208ZM214 238V237H213ZM222 238V237H220ZM5 239V238H4ZM26 239V238H25ZM42 239V238H41ZM73 239V238H72ZM76 239V238H75ZM103 239V237H102ZM130 239V238H129ZM133 239V238H132ZM151 239V238H150ZM188 239V240H189ZM203 239V238H202ZM211 239V238H210ZM209 239V241H210ZM218 239V237H217ZM52 239H48V242ZM77 240V239H76ZM119 240V239H118ZM141 240V239H140ZM187 240V239H186ZM187 240V241H188ZM191 240V239H190ZM200 240V239H198ZM214 240V239H213ZM5 241V240H4ZM103 241V240H102ZM135 241V240H134ZM137 241V240H136ZM146 241V240H145ZM144 241V242H145ZM149 241V239H148ZM157 241V240H156ZM172 241V240H171ZM187 241H185L186 243H188ZM194 241V240H193ZM191 241V242H193ZM204 241V239H203ZM208 241V242H209ZM212 241V239H211ZM215 241V240H214ZM212 241V242H214ZM3 242V241H2ZM1 242V243H2ZM7 242V241H6ZM5 242V243H6ZM46 242V243H48ZM84 242V241H83ZM129 242V241H128ZM127 242V246H131L128 245ZM140 242V241H139ZM151 242V241H150ZM161 242V241H159ZM168 242V241H167ZM173 242V241H172ZM176 242V241H175ZM53 245V242H51ZM73 243V241H72ZM136 243V242H135ZM154 244V242H152ZM162 243V242H161ZM190 243V242H189ZM197 243V242H196ZM195 243V244H196ZM200 243V242H199ZM207 243V242H206ZM11 244V243H10ZM15 244V243H14ZM50 244V243H48ZM140 244V243H139ZM142 244V243H141ZM149 244V243H148ZM171 245H173L170 242ZM185 244V243H184ZM205 244V243H204ZM208 244V243H207ZM4 245V244H3ZM12 245V244H11ZM10 245V247H11ZM115 245V243H114ZM144 245V244H142ZM141 245V246H142ZM146 245V244H145ZM151 245V243H150ZM156 244H154L155 246ZM167 245V244H165ZM164 245V246H165ZM177 245V244H176ZM183 245V244H180ZM201 245V244H200ZM199 245V246H200ZM203 245V244H202ZM212 245V244H211ZM19 246V245H18ZM21 246V245H20ZM96 246V244H95ZM117 246V245H115ZM135 246V245H134ZM153 246V247H154ZM170 246V245H169ZM192 246V244H191ZM196 246V245H195ZM128 247V248H129ZM182 247V246H181ZM179 247V248H181ZM210 247V246H209ZM133 248V246H132ZM143 248V247H141ZM149 248V247H148ZM147 248V249H148ZM152 248V247H151ZM183 248V247H182ZM181 248V249H182ZM203 248V246H202ZM2 250L5 249V247L1 248ZM130 249V248H129ZM150 249V248H149ZM200 249V247H199ZM178 250V249H176ZM201 250V249H200ZM211 251L214 249H205L204 251ZM10 252V250H8ZM111 251V250H110ZM147 250H145L146 252ZM173 251V250H172ZM202 251V250H201ZM216 251V249L214 250ZM221 251V250H220ZM5 252V251H4ZM94 255L96 254V251L94 250ZM116 252V251H115ZM113 251V253H115ZM144 252V253H145ZM199 251H197L198 253ZM140 253V252H139ZM172 253V252H171ZM176 253V252H175ZM196 253V251H195ZM196 253V254H197ZM209 255L211 252H207ZM89 254H91V252H89ZM111 254L110 252L107 254L109 255ZM116 254V253H115ZM132 254V253H131ZM170 254V253H169ZM195 254V257H196ZM113 255V254H112ZM141 255V254H140ZM144 255V254H143ZM167 255V253H166ZM199 255V254H198ZM217 255V254H216ZM20 257H24L25 255L19 254L18 256H16V260ZM34 256V255H33ZM115 256V255H114ZM192 256V255H191ZM3 257V255H2ZM113 256H110V258ZM119 257V256H118ZM181 257V255L179 256ZM189 256L184 257L185 260H187ZM201 258V256H199ZM94 258V257H93ZM99 258V257H98ZM135 258V257H134ZM139 258V257H138ZM137 258V259H138ZM160 258V257H159ZM194 258V257H193ZM212 258V257H211ZM141 259V258H140ZM192 260V259H191ZM214 260V259H213ZM14 261V260H12ZM24 261V260H23ZM98 261V260H97ZM96 261V262H97ZM108 261V260H107ZM211 261V260H210ZM22 262V261H21ZM99 262V261H98ZM145 262V261H144ZM122 263V262H121ZM199 263V262H198ZM22 264V263H21ZM30 264H37V260L34 259L32 261H30ZM39 264H47L46 262L42 261ZM107 264V263H106ZM119 264V263H118ZM136 264V263H135ZM150 264V263H148ZM154 264V263H153ZM184 264V262H183Z\"/></svg>",
  "mask_w": 264,
  "mask_h": 264
},
{
  "label": "rangeland",
  "instance_id": "obj_3",
  "mask_svg": "<svg viewBox=\"0 0 264 264\" xmlns=\"http://www.w3.org/2000/svg\"><path fill=\"white\" fill-rule=\"evenodd\" d=\"M19 1L21 2V3H19ZM26 1V0H0V14H1V16H0V20H1V22H7L8 21V19H12V18H10V17H13V18H15L16 19V21L18 20V19H20V20H18V21H22L23 22V20L25 21V22H23L25 25H27V27H25V29L24 30H26L27 28H28V26L29 25H33L35 22H37V24H34V26L36 25V27H35V29H37V31L36 30H32V31H29L30 33H28L27 35H20V31L18 30V29H16V28H13V27H6V25H4V23H3V26H5L4 27V29H2V30H6V32L5 31H1V33H0V41H3V42H7L8 40L9 41H11L12 39H13V41L14 40H16V42H17V47H16V49H13V47H11V52H12V54L14 55H12L13 56V59H15L16 58V56L18 55V60H22V57L25 55L26 56V58H25V60L27 61L25 64L23 63L22 65V67H19V66H16V65H13L12 66V68H11V70L10 69H8L7 71H5V70H3V69H1V65H0V103H1V108H2V110H1V114H6V115H8L7 113H9L8 111H10L11 109V111L10 112H14L15 113V115H17V116H15V119H12V120H6V117H4V115L2 116L1 115V117H0V131H2V132H0V133H2V135L0 136L1 138H0V190H1V192H0V195H2V196H0V198H1V200H0V207H1V205H4V203H6V202H9V201H11L10 199H12V201L13 200H16L17 198H23L24 196H22V197H20V195H16V194H18V193H16V192H18L17 190H15V189H11V188H9V187H7L6 186V184H7V181L5 180L6 179V174H9V172H11L10 174H14L13 173V171H15L16 170V168L15 167H17L18 165L20 166L21 165V163H23V160H24V156L22 157V155L20 156V155H18L20 158H18L17 159V156L15 155V157H14V160H13V157H9L10 155H8V154H10V152L12 151V150H14V151H16V149L18 150V149H20L22 152H23V150L25 149V147H26V145H29V137H28V135H27V133L25 132V130L26 129H28L29 127H30V125H31V123H32V116L30 115L29 116V113L30 112H32V111H29L30 110V107L28 106L29 105V103H28V101L30 100L29 98H31V96L33 97V95H37V94H39L40 96H45L46 94H47V96L46 97H44V99L45 100H48V102L46 103V102H43V104L41 103V105H40V108H42V106H44L42 109H45V108H50V109H48L49 110V114L52 116H50V115H47V116H50L51 118H52V120H50L51 118H49L48 119V123L51 125V123L53 122V123H56V122H54V121H56L57 119H58V121H62L63 123H65L64 125H63V123H62V125L60 124V126H62V128L60 127V130L61 131H65V133H69L68 131H70L71 133H75L76 134V131L77 130H81L82 132L84 131L85 133H86V135H87V137H89V136H91V137H95L96 136V134L99 132V130H100V128L102 127V125H103V121H102V115H103V111H101V109H99V107H100V105H98V107H97V105H95L96 106V109L95 108H92V109H94V111H95V113H96V115L94 114V115H90L88 118L86 117L85 119H80L79 117H77V115L75 114L76 113V111H74V113H72V111H71V105H72V103L74 104L73 106H75L76 105V103L75 102H72L70 99V97L72 96V94H73V92L74 93H76V89H74L75 88V86L72 88V91H71V88H70V84H71V82H72V80H71V74H72V72H74V68H76V67H78V66H80V61H81V59H84L83 57H85L84 55L86 54H88V55H93L94 53H88V52H85V54H83L82 52H80L79 53V50H78V47H77V45H80V43H81V45H85L86 46V44L88 45V44H93V42H94V45H96L97 44V47H99V48H97L96 46H92L91 48H89L91 45H89V46H87V48L89 49V50H91V49H102L103 47H101V45L103 46H106V41H103V42H101V41H99V39H97L99 36L97 35V33H98V30L99 29H94V31H93V29L92 30H89V29H85V30H82L81 31V33H78V34H75V36L76 37H79V36H81L80 38H76V37H73V35H71L72 34V31H71V28L73 27V25L74 24H76L75 22H72L70 25H69V27H67L68 25H65V29L64 30H61V29H63V27L61 28V26H62V24H61V22H60V20H59V17L58 16H56V15H53L52 14V16H51V13H52V11H53V13H55L56 12V10H57V8H60L59 6V4L58 3H55L56 1H58V0H49V3H48V0H46V7H44V9L43 10H41V12H39V13H36L35 11V9H38V7L36 6L35 7V5H33V6H30V8L27 10V11H30V13H36V14H33V15H28L26 18H22L21 16L22 15H20L23 11H24V9H25V6H29L30 5V3H28L27 5L25 4V3H27V2H29L30 0H27V2H24ZM45 1V0H44ZM52 1V2H51ZM64 1V0H63ZM76 2L77 0H65L64 1V3H68L69 4V2ZM81 2H82V0H80ZM110 1V0H109ZM144 4H145V6H146V8L148 9V11H145V9L144 8H142L143 6L142 5H144V4H141V2L138 4H136V3H133V5H130V6H125V9H123L122 11V14H123V16L124 17H126L125 19V21H127L129 18H130V15L131 16H134V15H138V17L139 18H141V19H147V21L146 22H144L143 24H145V25H141L140 26V29L142 30V33L143 32H145V33H147V34H149L150 33V31L151 32H153L154 34H156L155 36H157V38H158V35H160L161 33H159L160 31H162L163 29H161V25H160V23H162V25H163V27H164V25H166L167 24V21H168V19L170 20V19H173L174 17H172V16H167L168 14H164V13H162V12H169V8H170V6H166V5H169L170 3L171 4H178L177 6L179 7V8H181V9H179V18L178 19H174V20H179L180 21V25L181 26H183V29H179L177 32H175V33H170V32H168V34L169 35H165L164 37L165 38H161V40H166L167 42H168V45H169V47L171 46V48H173V54L171 53V55L170 56H167V62H168V65L171 67L170 68V86L172 87V93L174 94H172L173 96L171 97V103H173V104H176L178 107H180L179 109H176L175 107H173V106H171V103L166 107V108H164V109H162L161 111H159V112H157L156 114H154L155 116H149V117H147V118H145L144 120H141V121H139L140 119H142L144 116H140L139 118H138V121H133V122H130V123H126V124H124V128L125 129H120V131H116L117 132V134H115L114 135V139L112 138V141L111 142H109V147H108V149H103V152H102V154H101V160H99L100 161V165H102L103 164V162H104V164L103 165H105V166H108L109 168H112L113 169V171H114V168H115V171L117 170H120L119 168H117V167H120V165H122L121 163L119 164V166H116V165H114L113 167H112V163L113 162H115V160H114V158L115 159H120V156H121V158L124 156L125 158H122L121 160H124V159H126V158H128L130 155V153H132L131 152V150H134V149H136V147L137 146H140V145H142L143 143H145V141H150L151 140V142L152 141H158V138H159V140L161 139V140H163L162 142H164V143H166V144H168V143H170V144H172L174 147H175V149H178V150H181V149H183L180 153H184V154H179L178 152H177V150H175L174 149V147H173V149L172 150H166V149H162V151L165 153H163L162 151H161V149L160 148H156V150L158 149V151H157V154H153V156H155V161H159V159H161L162 161V164H169V163H172V164H174V161H172V157H173V159H175V158H177V157H181V160L182 161H184V162H182V164L181 165H183L184 166V164L188 161H186L184 158H185V156L187 155V156H191V153L188 151V150H190V147L189 146H187L186 148L184 147H181L180 146V144L184 141V135L181 137L179 134L181 133L180 132V130H178V129H180L181 128V124H180V122L182 121V120H184L183 119V117H185L184 115H185V109L189 106V104H190V99H189V97H187V95H186V93H185V87H186V85H188V84H190L192 81H193V77H196V73H195V71H198V69L199 68H194L193 66H190V65H187L186 63H180V64H178V60L180 59V57L181 56H184L185 55V52H186V46H189L190 45V41L192 42V44L193 43H197V42H200V40H201V38L199 37V33L202 31V29L203 28H205V27H207V26H212L213 28H218L219 29V33L221 32H224V30H225V27H223L222 26V24L221 25H218V23H216V24H213V25H211L209 22H207V21H205V18H201L203 15H207V14H209L211 11H212V9L211 8H206V9H204L203 10V12H201V10L198 8V7H196V6H194V4L192 3V1L191 0H176V1H174V0H141ZM169 1V2H168ZM172 1V2H171ZM235 1H238V0H230V3L232 4V14L230 15V16H232V17H230L229 19H230V21L229 22H233L234 21V19L236 18V16H234V15H237L238 17H240L241 16V13H242V11H236L235 10V8H236V6H237V4H236V6H235ZM257 1H261L262 2V0H257ZM257 1L256 0H252V2H251V6H249V4L247 3V6H245V7H250V8H255L254 6L257 4ZM23 2V3H22ZM32 2V4H41V3H38L37 1H31ZM35 2V3H34ZM81 2H80V4H81ZM162 2V3H161ZM165 2V3H164ZM183 2V3H182ZM246 2H248V0H246ZM52 3V4H51ZM100 3V4H99ZM103 3V4H102ZM106 5H105V4ZM18 4V6H19V8H18V6H16ZM19 4H21V5H19ZM54 4V5H53ZM91 4H93V3H91ZM166 4V5H165ZM22 5H25V6H22ZM48 5V6H47ZM50 5V6H49ZM59 5V6H58ZM107 5H108V0H98L97 1V4H94L93 6H91V5H82V6H78V8L80 9V10H78V12H73V10H70L69 12H71V13H74L75 14V20L74 21H81V19L82 18H85L86 17V12H84L83 13V11H84V9H88V7H100L104 12H101V10H98L99 12H100V14H102V16L104 15V13H106V12H108L109 13V8L107 7ZM14 6V7H13ZM54 6V7H53ZM69 6V5H68ZM87 6V7H86ZM235 6V7H234ZM51 8V9H49V8ZM56 7V8H55ZM82 7V8H81ZM107 7V8H106ZM70 8V7H69ZM89 8V9H90ZM130 8V9H129ZM139 8H141V9H139ZM158 8H159V10H158ZM194 10H193V9ZM3 10V12H2V10ZM18 9V11H16ZM20 9V10H19ZM22 9V10H21ZM33 9V10H32ZM46 9H47V11H46ZM5 10H6V12H5ZM59 10V9H58ZM82 10V11H81ZM91 10H94V9H91ZM163 10V11H162ZM178 10V9H177ZM184 10V11H183ZM43 11L45 12H48V13H44L43 14ZM90 10H88V12H89ZM128 11V12H127ZM156 11H158V13L156 12ZM162 11V12H161ZM194 11V12H193ZM253 11V10H252ZM252 11H250L249 13H251ZM15 12V13H14ZM197 12V13H196ZM8 13V14H7ZM50 13V14H49ZM234 13H237V14H234ZM244 13V12H243ZM249 13H245L246 15L247 14H249ZM4 14H6V15H4ZM38 14V15H37ZM45 14H47V15H45ZM197 14V15H196ZM7 15H8V17H7ZM12 15V16H11ZM18 15H20V16H18ZM36 15H37V17H36ZM43 15V16H42ZM50 15V16H49ZM223 15H224V12H221L220 14H219V16L220 17H223ZM5 16V17H4ZM41 16H42V18H41ZM47 16H49V18L47 17ZM129 16V17H128ZM183 16V17H182ZM18 17H20V18H18ZM34 17V18H33ZM56 18L55 19V21H54V19L53 18ZM162 17V18H161ZM189 17V18H188ZM45 18H47L46 20H45ZM107 16L106 15H104L103 17H102V19L98 22V25L99 26H108V23L106 24V22H107ZM161 18V19H160ZM242 18V17H241ZM249 18V16L247 15V19ZM31 19V20H30ZM38 19V20H37ZM41 19V20H40ZM186 19V20H185ZM247 19H245L244 20V26H246V27H244L245 28V30H246V32H245V35H247L246 37H248V39L247 40H244V39H246V38H243V41H252V42H249V43H251L252 45H251V48H252V52L256 55V56H259V57H264V40L261 38V37H264V36H262L261 34H260V32L258 31V32H254V31H252V27H250V23L248 22V20ZM34 20H35V22H34ZM37 20V21H36ZM51 20H53V21H51ZM46 21V22H45ZM53 23V25L52 24H50L51 22ZM103 21V22H102ZM228 21H227V23H228ZM40 22H41V24H40ZM56 22V23H55ZM58 22H59V24H58ZM101 22V23H100ZM248 22V23H247ZM27 23V24H26ZM183 23V24H182ZM189 23V24H188ZM43 24V25H42ZM48 24H49V26H48ZM57 24H58V26H57ZM101 24V25H100ZM104 24V25H103ZM186 24H188V26L186 25ZM40 25V26H39ZM42 25V26H41ZM46 25V26H45ZM173 25L174 26H176V22L174 21L173 22ZM228 25V24H227ZM238 25H239V23H238ZM57 26V27H56ZM75 26V25H74ZM157 26H159L160 28H156L155 30L153 29V28H155V27H157ZM221 26H222V28H221ZM248 26H249V28H248ZM44 27H45V30H44ZM49 27V28H48ZM51 27H53V28H51ZM59 27L61 28L60 30H59ZM12 28H13V30H12ZM54 28H56V29H54ZM68 28H70V29H68ZM50 29L52 30V31H50ZM67 29V30H66ZM109 29V28H108ZM247 29H248V31H247ZM15 30V31H14ZM20 30L21 31H23L22 30V28H20ZM28 30H29V28H28ZM27 30V31H28ZM31 30V29H30ZM54 30V31H53ZM59 30V31H58ZM69 30V31H68ZM89 30V31H88ZM115 30V31H114ZM150 30V31H149ZM184 30V31H183ZM191 30V31H190ZM9 31V32H8ZM11 31H13V32H11ZM36 31V32H35ZM47 31V32H46ZM49 31V32H48ZM58 31V32H57ZM62 31V32H61ZM83 31H86V32H83ZM92 31V32H91ZM185 31H188V32H185ZM190 31V32H189ZM33 32V33H32ZM52 32L54 33L53 34V36H55V37H58L57 39L55 38V37H53L52 36ZM55 32H57V35L55 34ZM64 35H62L61 33ZM67 34H66V33ZM94 32H97L96 34L94 33ZM19 35H18V34ZM49 33V34H48ZM85 33H94V34H91V37H92V39H91V37H90V34H85ZM115 33V34H114ZM163 33V32H162ZM220 33V35H221V37H222V39L226 36V34H221ZM5 34V36H3ZM33 34V35H32ZM40 34H41V36H40ZM43 34H45V35H43ZM62 36L61 37V39H60V36ZM71 36H69V35ZM80 34V35H79ZM254 34V35H253ZM14 35V36H13ZM42 35L44 36V37H46V35L48 36V37H46V38H43L42 37ZM83 35H84V38H83ZM87 35L89 36V37H87ZM97 35V36H96ZM111 35H112V37H115V38H117L118 37V29H116V28H112L111 29ZM257 35H258V37H259V35H260V37L258 38L257 37ZM30 36V37H29ZM50 36H52V37H50ZM183 36V37H182ZM13 37V38H12ZM21 37V38H20ZM26 37V38H25ZM64 37L66 38H68L69 37V39L71 40V38H72V40L70 41V40H68L67 38L66 39H64ZM86 37V38H85ZM255 37H256V39H255ZM10 38H12V39H10ZM41 38H42V41H41ZM50 38V39H49ZM53 38V39H52ZM63 38V39H62ZM82 38V39H81ZM167 38V39H166ZM251 38V39H250ZM253 38V39H252ZM3 39V40H2ZM86 39V40H85ZM91 39V40H90ZM46 40H47V42H46ZM53 40V41H52ZM57 40V41H56ZM65 40H67V41H69V43L66 41L65 42ZM77 40V41H76ZM80 40V42H78ZM83 40H84V42H83ZM175 40V41H174ZM255 40V41H254ZM8 41V42H9ZM50 41L51 42H58V44H55V45H53L54 43H51V45H49L50 44ZM60 41V42H59ZM73 41V42H72ZM75 41V42H74ZM91 42V43H89V42ZM98 41V42H97ZM148 41V42H147ZM147 41H145V43H143L144 44V48H146V46H147V50L148 51H152L153 50V48H151L153 45H154V43H156V41L152 38V40H151V38L150 39H148ZM21 42V43H20ZM35 42V43H34ZM39 42V43H38ZM45 42V43H44ZM49 42V43H48ZM61 42H63V46H62V43ZM71 42V43H70ZM88 42V43H87ZM143 42V41H142ZM256 42V43H255ZM258 42H259V44H258ZM261 42V43H260ZM41 43V44H40ZM44 43V44H43ZM67 43V45H65ZM72 43H73V45H72ZM77 43V44H76ZM83 43V44H82ZM85 43V44H84ZM179 43V44H178ZM221 43V42H220ZM33 44V45H32ZM43 44V45H42ZM70 45V47H68L69 45ZM76 44V45H75ZM99 44H101V45H99ZM141 44V43H140ZM146 44V45H145ZM152 44V45H151ZM254 44H255V46H254ZM26 45V46H25ZM30 45V46H29ZM36 45H38V48H37V46ZM58 45H59V47H58ZM75 45V46H74ZM219 45H221V44H219ZM261 45H263V46H261ZM28 46V47H27ZM46 46V47H45ZM48 46V47H47ZM174 46V47H173ZM42 47V48H41ZM50 47V48H49ZM56 47V48H55ZM68 49H67V48ZM76 47H77V49H76ZM101 47V48H100ZM150 47V48H149ZM220 48H221V50L224 52V55L225 56H228L227 54H232L233 53V51L236 49V48H238L236 45H235V47H228L227 49L226 48H223L222 46H219ZM254 47V48H253ZM4 48L5 47H3L2 48V51H4V52H6V50H4ZM28 48H33V49H39V48H41V49H39V50H37L35 53L34 52H32V54H30V53H28L27 54V49ZM52 48V49H51ZM59 48V49H58ZM63 48H65V49H63ZM72 48V49H71ZM73 48H75V49H73ZM129 48V47H128ZM44 49H46V51L44 50ZM57 49V50H56ZM229 49V52L227 51ZM24 50V51H23ZM49 50V51H48ZM55 50H56V52H55ZM58 50H60V51H58ZM66 50H69V51H74L75 53L73 54V52H72V54L70 55V57H69V55H67L64 51H66ZM259 50V51H258ZM40 51V52H39ZM50 51H52V52H50ZM59 53H58V52ZM62 51V52H61ZM144 51V52H143ZM232 51V52H231ZM263 51V52H262ZM20 52V53H19ZM25 52V53H24ZM42 52H44L43 53V56H42ZM48 52H50V54H48ZM60 52H61V54H60ZM67 52V51H66ZM137 52H138V54H137ZM136 52V56H135V58L136 59H148V58H146V57H148V56H150V55H148V53H146L147 51L146 50H143V49H140L139 51H137ZM15 53H17V54H15ZM39 53H41V54H39ZM53 53H54V55H53ZM58 53V54H57ZM62 53H63V56L64 57H62V59H61V56H62ZM76 53H78V54H76ZM81 53H82V55H81ZM146 53V54H145ZM27 54V55H26ZM35 54V55H34ZM78 55L77 57H76V55ZM259 54V55H258ZM263 54V55H262ZM37 55V56H36ZM49 55V56H48ZM58 55V56H57ZM60 55V56H59ZM73 55L75 56V57H73ZM95 55V54H94ZM93 55V56H94ZM144 55H146L145 57H144ZM34 56V57H33ZM38 56H40V57H38ZM68 56V57H67ZM82 56V57H81ZM31 59H30V58ZM36 57V58H35ZM38 57V58H37ZM43 57V58H42ZM58 57V58H57ZM74 59H73V58ZM81 57V58H80ZM155 57H156V55H155ZM173 57V58H172ZM47 58V59H46ZM51 58V59H50ZM53 58H55L54 59V61L55 60H57L56 62H54L53 61ZM70 58V59H69ZM78 59V63H77V61L75 60V59ZM38 59H39V61H38ZM61 61H63V62H61ZM66 59H68V60H70L69 62H68V60H66ZM72 59V60H71ZM86 59V58H85ZM99 59V58H98ZM170 59V60H169ZM66 60V61H65ZM73 60H75V62L73 61ZM121 60H122V62L124 61L125 62V64L124 65H129V62L131 61L130 59H127L126 61L124 60V59H120V61L119 62H121ZM141 60V61H142ZM149 60V59H148ZM35 61V62H34ZM41 61V62H40ZM44 61V62H43ZM60 61V62H59ZM111 61V60H110ZM149 61H151V60H149ZM174 61V62H173ZM68 62V63H67ZM70 62H72V63H70ZM74 62V63H73ZM107 61H103L102 63V67H104V69H101L103 72H105V68H107V69H111V67L113 66L112 64H111V62L109 63V61H108V63H106ZM127 62V63H126ZM43 63V64H42ZM52 65V63H53V65L51 66L50 64ZM64 63V64H63ZM67 63V64H66ZM171 63V64H170ZM35 64H37V65H35ZM46 64V65H45ZM58 66H57V65ZM62 64V65H61ZM75 64H76V66H75ZM131 64V63H130ZM46 66V67H42V66ZM49 65V66H48ZM65 65V66H64ZM70 65V66H69ZM103 65H105V66H103ZM36 66V67H35ZM61 66V68L59 69V67ZM62 66L64 67V68H62ZM67 66H68V68H67ZM108 66H110V67H108ZM32 67V68H31ZM33 67H34V69H33ZM51 67H52V69H51ZM71 67V68H70ZM130 69H128L129 70V72H132V73H134L135 75H136V72H135V69L134 68H132L131 69V66H128ZM128 67H126V68H128ZM177 67V68H176ZM36 68V69H35ZM42 68L46 71H44V70H42ZM50 68V70H48ZM65 68H66V70H65ZM114 68V67H113ZM38 69V70H37ZM57 69H59V70H57ZM63 69H64V73L62 72L63 71ZM71 69V70H70ZM73 69V70H72ZM81 70H80V72H78L79 74H77V75H79L78 76V79L80 78H82V77H84L85 76V74L86 73H84L85 72V70H83L84 69V67L82 68H80ZM194 69H195V71H194ZM2 70V71H1ZM24 70V71H23ZM32 70V71H31ZM41 70V71H40ZM53 70H54V72L55 73H53ZM84 72H83V71ZM36 71V72H35ZM57 71V72H56ZM59 71H60V73H59ZM134 71V72H133ZM178 71H179V74H178ZM8 72H9V74H8ZM28 72V73H27ZM31 72V73H30ZM69 72V73H68ZM11 73H13L12 75H11ZM42 75L43 73H45L44 75H42V78H43V82H39V76H40V74ZM51 73V74H50ZM80 73L82 74L81 76H80ZM175 73V74H174ZM7 74V75H6ZM28 74V75H27ZM31 74H33V75H31ZM36 74V75H35ZM49 74L51 75V76H55L53 79H51V77L49 76ZM53 74V75H52ZM62 74V75H61ZM74 74V73H73ZM30 75V76H29ZM47 75V76H46ZM66 75V76H65ZM68 75H70V76H68ZM99 75L101 76V73H99ZM173 75V76H172ZM25 76L27 77V81H31L30 83H31V95L30 96H28L29 98L27 99V97H25V98H23V99H21V103H20V105H22V106H20L19 105V107L16 109V107H14L13 106V102L12 101H10L9 102V104L11 105V106H13L12 108L10 107H8L7 105L6 106H4L5 105V103L6 102H2L3 100H8L10 97H12V96H10L11 94H9V95H7L8 93H10L11 92V90H12V92H15L17 89H18V86H21L22 84H26V79H25ZM34 76V77H33ZM46 76V77H45ZM61 76V77H60ZM63 76H65L66 78H65V80L67 81V82H65V80H64V77ZM175 76V77H174ZM178 76V77H177ZM4 77H6V78H4ZM33 77V78H32ZM58 77H59V79H58ZM180 77V78H179ZM190 77V78H189ZM3 80H2V79ZM31 78V79H30ZM35 78V79H34ZM48 78V79H47ZM62 79V82H61V79ZM173 78V79H172ZM189 78V79H188ZM16 79V80H15ZM21 79V80H20ZM57 79V80H56ZM70 79V80H69ZM79 79V80H80ZM24 80V81H23ZM34 80V81H33ZM37 80V81H36ZM51 80V81H50ZM172 80V81H171ZM10 81V82H9ZM19 81V82H18ZM68 81H70V82H68ZM147 82H148V80H146ZM174 81H176L175 83H174ZM181 83H180V82ZM188 81V82H187ZM2 82V83H1ZM44 82H45V84H44ZM55 82H57V83H55ZM64 82V83H63ZM81 84L83 83V82H81V81H79ZM4 83V84H3ZM70 83V84H69ZM99 83H101V81H99ZM179 83V84H178ZM188 83V84H187ZM11 84V85H10ZM16 85V87H15V85ZM77 85H78V83H76ZM148 84H149V82H148ZM64 86V88L62 87V86ZM83 85V84H82ZM82 85H81V87H82ZM175 85H177V86H175ZM197 85V84H196ZM15 88H14V87ZM46 86V87H45ZM66 86H67V88H66ZM85 86V85H84ZM180 86V87H179ZM12 87H13V89H12ZM80 86L78 85V88H79ZM81 87H80V91H81ZM46 88V89H45ZM57 88V89H56ZM61 88H63V89H61ZM179 88L181 89V90H179ZM9 89H11V90H9ZM4 90V91H3ZM8 90V91H7ZM46 90H47V92H46ZM53 90V91H52ZM56 90V91H55ZM61 90V91H60ZM68 90H70L71 91V93H70V91H68ZM74 90V91H73ZM6 91H7V93H6ZM39 91V92H38ZM65 91H68V92H65ZM11 92V93H12ZM177 92H179V93H177ZM5 93V94H4ZM65 93V94H64ZM185 93V94H184ZM42 94V95H41ZM60 94V95H59ZM176 94V95H175ZM180 94V95H179ZM184 96H183V95ZM2 95V96H1ZM68 95H70V97L68 96ZM14 96V95H13ZM116 95H114L113 97H115ZM122 96H124V93H122ZM176 96V97H175ZM181 96V97H180ZM183 96V97H182ZM8 97V98H7ZM51 97V98H50ZM52 97H54L53 99H52ZM113 97H110L109 99H108V101H111V99L113 98ZM127 97V96H126ZM128 97H130L129 95H128ZM127 97V98H128ZM141 96H139V94L138 95H136V96H132V97H130L131 98V101H129V99H125V101L124 100H122V102H124L123 103V105H125L124 106V112H125V114H124V116H126L127 117V114L126 113H129V115L131 114V113H133L134 112V110L133 109H131V112H130V108H131V106L129 105V104H131V103H133V102H135V103H137V104H139L140 103V101L142 100V98H140ZM179 97H180V99H179ZM186 97V98H185ZM2 98H3V100H2ZM46 98H48V99H46ZM104 97L103 96H101L100 97V100L102 101V99H103ZM172 98H174V99H172ZM188 98V99H187ZM13 99V98H12ZM55 99V100H54ZM67 99V100H66ZM106 99H107V97H106ZM106 99H105V101H106ZM24 100V101H23ZM53 100V101H52ZM185 100V101H184ZM181 101V102H180ZM25 102V103H24ZM52 102V103H51ZM63 102V103H62ZM176 102H178V103H176ZM186 102V103H185ZM2 103H3V105H2ZM56 103V104H55ZM114 103H115V101H114ZM26 106H25V105ZM28 104V105H27ZM46 104H48V105H46ZM68 104V105H67ZM81 104V106L84 108H86L87 107V105H86V102H85V104H84V106H83V102H79L78 101V105H80ZM116 104H120V101H118ZM183 104V105H182ZM25 107H24V106ZM51 105V106H50ZM55 105V106H54ZM89 105H92L91 103H89ZM123 105H121L120 107L122 108L123 107ZM60 106V107H59ZM129 106V107H128ZM176 106V107H177ZM184 106V107H183ZM6 107H7V109H8V111H7V109H6ZM23 107V108H22ZM55 107V108H54ZM57 107V108H56ZM0 108V109H1ZM52 108V109H51ZM129 108V109H128ZM175 108V109H174ZM16 109V110H15ZM55 109V110H54ZM69 111H68V110ZM89 109V108H88ZM120 109V108H119ZM3 110H4V112H3ZM16 112H15V111ZM51 110V111H50ZM53 110V111H52ZM64 110H67V112H69V113H67V115L66 116H68L67 118L64 116V114H65V112L66 111H64ZM75 110V109H74ZM182 110H184V111H182ZM87 111V110H86ZM93 110L92 111H90V113L92 112H94ZM129 111V112H128ZM172 111H174V114H173V117H175V118H172V123L168 120V121H166V114H169V113H171ZM99 112V113H98ZM116 112H117V110H116ZM89 113V112H88ZM162 113V114H161ZM62 114V115H61ZM159 115H160V117H159ZM9 116V115H8ZM3 117V118H2ZM29 117H31V118H29ZM178 117V118H177ZM90 118V119H89ZM95 118V119H94ZM161 118V119H160ZM3 119V120H2ZM5 119V120H4ZM20 119V120H19ZM44 119L46 120L47 118H45L44 117ZM94 119V120H93ZM164 119V120H163ZM179 119V120H178ZM181 119V120H180ZM90 120V121H89ZM175 120H177V121H175ZM100 121V122H99ZM102 121V122H101ZM184 121H188L189 123H190V121H189V119L187 118L186 120H184ZM90 122H92V123H90ZM99 122V123H98ZM169 123V125L170 124H172V125H174V127H171L170 128V130H168V133H167V129H168V123ZM2 123H3V125H2ZM6 123V124H5ZM61 123V122H60ZM80 123V124H79ZM138 123V124H137ZM161 123H164V124H162L161 125ZM178 123V124H177ZM89 124V125H88ZM157 124V125H156ZM191 124V123H190ZM101 125V126H100ZM178 127V129L176 128V126ZM192 125V124H191ZM4 126V127H3ZM97 126V127H96ZM162 126V127H161ZM70 127V128H69ZM129 127V128H128ZM150 127V128H149ZM2 128V129H1ZM67 128V129H66ZM96 128V129H95ZM146 128H147V131H146V134H144V130H146ZM153 128H155V129H153ZM174 128V129H173ZM25 129V130H24ZM69 129V130H68ZM138 129V130H137ZM162 129V130H161ZM72 130V131H71ZM74 130V131H73ZM95 130H97V131H95ZM133 130V131H132ZM142 130V131H141ZM18 131V132H17ZM123 131V132H122ZM153 131V132H152ZM164 131H166V132H164ZM23 132V134L21 135V133ZM159 132V133H158ZM161 132H163V133H161ZM170 132H174V134L175 133H179L178 134V139L174 136H172V135H170L169 133ZM91 133V134H90ZM134 133H136V134H134ZM140 133V134H139ZM165 133H167L166 135H164ZM60 134V133H59ZM70 134V133H69ZM75 134L74 135H72V134H70L71 136H75ZM143 134V135H142ZM160 134V135H159ZM16 135L19 137V135L21 136L20 137V139L19 140H16L17 139V137H16ZM64 135H66V134H64ZM142 135V136H141ZM170 135V136H169ZM125 136H126V138H125ZM64 137L63 135H60V136H57V138H56V140H60V141H64V140H66L65 138H62ZM85 138H86V136H84ZM116 137V138H115ZM140 137H141V140L139 141L138 139H140ZM180 137V138H179ZM59 138V139H58ZM153 138V139H152ZM164 138V139H163ZM176 138V139H175ZM62 139V140H61ZM126 139V140H125ZM147 139V140H146ZM156 139V140H155ZM181 139V140H180ZM14 140H16V141H14ZM79 140V139H78ZM114 140V141H113ZM132 140V141H131ZM134 140V141H133ZM137 140V141H136ZM173 140V141H172ZM179 140V141H178ZM17 141H18V143H17ZM79 141H81V139L79 140ZM82 141H84V140H82ZM125 143H124V142ZM176 141V142H175ZM180 141H181V143H180ZM16 142V143H15ZM53 142V141H52ZM12 143V144H11ZM23 143V144H22ZM179 143V144H178ZM137 144V145H136ZM13 145V146H12ZM49 146H50V144H48ZM117 145V146H116ZM128 145V146H127ZM178 145L180 146V148L178 147ZM31 146V145H30ZM36 146V145H35ZM49 146H47V147H45L46 149H48V147ZM113 146V147H112ZM120 146V147H119ZM14 147V148H13ZM58 147H60L59 149H61V147L62 146H58ZM111 147L114 149V148H116V149H111ZM119 147V148H118ZM127 147V148H126ZM44 148V149H45ZM104 148H106V147H104ZM110 148V149H109ZM120 148H122V149H120ZM2 149V150H1ZM11 149V150H10ZM120 149V150H119ZM108 150H110V152H108ZM113 150V151H112ZM117 150H118V152H117ZM160 150V151H159ZM187 150V151H186ZM41 151V150H40ZM107 151V152H106ZM114 151H115V153H114ZM185 151V152H184ZM114 154H113V153ZM150 152V151H149ZM170 152H172V153H170ZM69 154H71L70 152H68ZM67 153V154H68ZM108 153V154H107ZM118 153H120V154H118ZM123 153V154H122ZM124 153H127V156H125V154ZM6 154V155H5ZM66 154V155H67ZM103 154H105V155H103ZM111 154V155H110ZM162 154V155H161ZM167 154V155H166ZM177 154H178V156H177ZM189 154V155H188ZM66 155L64 156V157H66ZM114 157H113V156ZM181 155V156H180ZM183 155H184V158H183ZM103 156H107V157H109L108 159H107V157H103ZM112 156V157H111ZM159 156V157H158ZM160 156H161V158H160ZM166 156V157H165ZM170 156V157H169ZM172 156V157H171ZM176 156V157H175ZM175 157V158H174ZM22 158V159H21ZM157 158V159H156ZM170 158V159H169ZM178 158V159H179ZM102 159L104 160L103 162H102ZM107 159V160H106ZM113 159V160H112ZM164 160V161H163ZM181 160H179V161H181ZM98 161V162H99ZM110 161V163H108ZM112 161V162H111ZM126 161V160H125ZM171 161V162H170ZM12 162H14V163H12ZM98 162H97V166H98ZM102 162V163H101ZM107 162V163H106ZM165 162V163H164ZM126 163V162H125ZM125 163L123 164V165H125ZM3 164V165H2ZM108 164V165H107ZM110 164V165H109ZM99 165V166H100ZM14 166V167H13ZM96 166V167H97ZM129 168L131 167V166H128ZM15 169V170H14ZM124 173H126V172H124ZM5 174V175H4ZM104 174V173H103ZM101 175V174H100ZM5 176V177H4ZM149 177L151 176L150 174L148 175ZM96 177V176H95ZM103 176H101L100 178H97V180H99V179H101ZM149 177H148V179H149ZM2 178V179H1ZM145 178H147L146 176H143V178L142 179H145ZM5 181V183H3ZM2 183V184H1ZM159 183H161V182H159ZM105 186H106V182H101V184H100V188L99 189H104L105 188ZM143 186V185H142ZM160 186H161V184H160ZM101 187H103V188H101ZM144 188H145V194H144V192L142 193V196L140 197V196H138L136 199L135 198H133V200H135V201H133V200H131L133 203V205L131 204V202H129L128 204L129 205H132V207L134 206V207H136L135 205H137V204H139V202L141 203V205L142 206H139L142 210H144V211H146V213L145 214H141V215H139L140 217L139 218H142V220L143 219H145V220H147V222H150V224H149V228L147 227V228H142V227H144V226H146V223L144 222L143 223V226L141 227L140 226V224H139V222H140V220L138 219L137 220V222H135L134 221V223L132 224V225H134V226H131V228H129L128 226L126 227V228H128L127 229V231L125 232V235H127V234H130L131 236H128V239L130 238V240H129V242H128V245H131L130 247L129 246H127V242L126 243H124V244H122L121 246H120V248H118V244H117V246H115L116 245V243H115V245H114V243H110V241L107 243V245H106V243L104 244L103 243V241H101V242H99V243H97L96 244V246H95V244L90 248V249H87V252L89 253V252H91V254H93V256H94V250L96 251V254H95V256L96 255H102L101 254V252H103L104 251V247L106 246V252L104 253L105 255H103V256H108V257H110V256H113V257H111L110 258V260H106L105 262L107 263V264H111L112 262L113 263H115V264H148V263H150V264H183V260H185L184 259V257H187V256H189L190 255V257H189V260L190 261H194L193 263L194 264H213L212 262V260L213 259H216L217 257H220V254H218L217 252H215L214 250H209V251H207V252H211L209 255H207L208 253L206 252V251H204L205 249H207V247H208V249L210 248L211 249V244L213 245L215 242H218L219 240H221L222 238H220V237H218V239H217V237H214V236H212V235H210V234H208L209 232L208 231H206V229H204V228H207L208 230L210 229V231H211V227H214V226H217V224H214L213 222H211V221H206V222H204V221H197V225H195V226H193V228H191V230L189 229H185V230H183V227H185V224H184V222L186 221V219H185V221H183V219L182 218H184V217H181V218H177V219H175L176 217L175 216H173V218L171 219L170 217H171V215L169 214V216L167 215L165 218H161V217H157V214L155 213V212H157V210H158V208H159V206L157 205V204H159L158 202H160V201H157L158 200V198L159 197H157V196H159V192L162 190V188H160L159 187V184H157V185H155V184H149V185H144L143 186ZM7 189V190H6ZM8 189H9V191H8ZM147 189V190H146ZM5 190V191H4ZM14 190V191H13ZM24 190V189H23ZM23 190H21V191H19L20 193L21 192H24ZM159 190V192H157ZM13 191V192H12ZM16 191V192H15ZM148 191V192H147ZM3 192L5 193V194H3ZM7 192V193H6ZM30 192V191H29ZM19 193V194H20ZM28 193V191L26 192V194ZM149 193H151V194H149ZM157 193V194H156ZM260 193H262V192H260ZM21 194H23V193H21ZM148 194V195H147ZM4 195V196H3ZM13 195V196H12ZM14 195H15V197H14ZM28 195V194H27ZM26 195V196H27ZM156 195V196H155ZM9 196V197H8ZM4 197V198H3ZM27 197H32V195H28ZM143 197V198H142ZM146 197H148V199H151L152 201L150 202V204H151V207H153L152 209H150L149 210V212H147V208H146V206L148 205V201L147 202H144V200H147L146 199ZM157 197V200H155V198ZM106 198V197H105ZM7 199V200H6ZM107 199V198H106ZM138 199V200H137ZM6 201V202H5ZM142 201H143V203H142ZM154 201V202H153ZM65 202V201H64ZM157 202V203H156ZM2 203V204H1ZM144 203H146V205L144 204ZM156 203V204H155ZM58 204L60 205V204H62L63 205V203L61 202V203H59L58 202ZM255 205V204H254ZM145 206V207H144ZM156 206V207H155ZM70 208V206H67V208ZM133 207V208H134ZM143 207V208H142ZM121 210L122 209H124V207H122V208H120ZM256 209H258V211H260L261 210V207L260 206H258ZM260 209V210H259ZM154 210H155V212H154ZM22 211V210H21ZM118 213H120V212H118ZM155 213V214H154ZM150 216H148V215ZM151 214H152V216H151ZM144 216V218H143V216ZM149 217V218H148ZM147 218V219H146ZM158 218H160L159 220H158ZM169 218H170V220H172L173 222H174V225H175V227H172V229H174V230H172V232H170L169 231V227H168V225H172V223L170 222V223H168L167 224V222H164V224L162 223V221H164L165 219H168L169 220ZM151 219V220H150ZM154 219V220H153ZM163 219V220H162ZM179 219V220H178ZM169 220V221H170ZM11 222V219H8L6 222H4V226L3 227H5V228H7V226L9 225V223ZM151 221H153V223H151ZM161 221V222H160ZM166 221V220H165ZM177 222H178V224H177ZM180 223V224H179ZM186 223V222H185ZM200 223V224H199ZM211 225H210V224ZM138 224V225H137ZM145 224V225H144ZM153 224V225H152ZM166 224V225H165ZM183 224V225H182ZM199 224V225H198ZM207 224V225H206ZM137 225V226H136ZM160 225V226H159ZM177 225H179V227L177 226ZM212 225H214V226H212ZM154 226V227H153ZM156 226H157V228H156ZM166 226V227H165ZM181 226H183V227H181ZM200 226V227H199ZM203 226V227H202ZM207 226V227H206ZM210 226V227H209ZM218 226H220V225H218ZM24 227V226H23ZM91 227V226H90ZM162 227H164V228H162ZM177 227H178V229H177ZM181 227V228H180ZM197 227V228H196ZM222 227V226H221ZM116 228V227H115ZM158 228H159V230H158ZM165 228H166V230H165ZM168 228V229H167ZM196 228V229H195ZM24 229H25V227H24ZM105 229L107 230L106 231V235H105V233H101V232H99V237H100V235H101V238L103 237H105L104 238V241L106 240V242H107V240L109 239H111L112 240V238H116L117 236H118V238L120 239L121 238V236L120 235H115V231H116V229H111V228H107V227H105ZM134 229V230H133ZM142 229V230H141ZM146 229H148V230H146ZM154 229H155V231H154ZM164 229V230H163ZM176 229V230H175ZM201 231H200V230ZM150 230V231H149ZM158 230V231H157ZM171 230V229H170ZM187 230V231H186ZM195 230V231H194ZM163 231H165V232H163ZM178 231H180V233L181 234H178L179 232ZM192 231V232H191ZM193 231H194V233H193ZM205 231V232H204ZM155 232H158V233H155ZM160 232H162V233H160ZM186 232L188 233V234H186ZM212 232V231H211ZM113 233V234H112ZM127 233V234H126ZM144 233V234H143ZM170 233V234H169ZM171 233L173 234V235H171ZM176 233V234H175ZM199 233V234H198ZM206 233V234H205ZM109 234V235H108ZM144 235V237H143V235ZM146 234V235H145ZM150 234V235H149ZM152 234V235H151ZM159 234V235H158ZM160 234H161V236H160ZM168 234V235H167ZM190 234V235H189ZM214 234V233H213ZM38 235V236H37ZM37 237H39V238H42V236H40V232L39 233H37ZM114 235V236H113ZM154 235H156V236H154ZM164 235V236H163ZM181 235V236H180ZM183 235V236H182ZM196 236V239L197 240H195V236ZM200 235V236H199ZM214 235H216V234H214ZM264 235V234H263ZM263 235H260L261 236V242H260V249L258 250V255H257V257H256V260L252 263V264H264V236ZM64 236H66V235H64ZM107 236H109V237H107ZM110 236H112V237H110ZM154 236V237H153ZM168 236V237H167ZM178 236V237H177ZM205 236H207V237H205ZM138 237V238H137ZM141 237H143V239L144 238H146V239H144V241L142 240V238ZM156 237V238H155ZM162 237V238H161ZM185 237V238H184ZM191 237V238H190ZM192 237H194V238H192ZM199 237V238H198ZM209 237V238H208ZM214 237V238H213ZM0 238L2 239V244H4L6 247H10V245H11V249L13 248V247H17L20 251H21V249L23 250V247H21L20 245L18 246H15V241L13 240V238L12 237H4V236H0ZM5 238V239H4ZM73 238V239H72ZM78 239L77 237H71V235H70V238L68 239L69 241H70V243L71 244H76L77 243V240L76 239ZM133 238V239H132ZM151 238V239H150ZM191 240H190V239ZM204 239V241H203V239ZM208 238V239H207ZM212 239V241H214V242H212L211 241V239ZM256 238H260V237H256ZM0 239V240H1ZM127 239V238H126ZM141 239V240H140ZM148 239H149V241H148ZM188 241H187V240ZM198 239H200V240H198ZM209 239H210V241H209ZM214 239V240H213ZM5 240V241H4ZM103 240V239H102ZM135 240V241H134ZM137 240V241H136ZM157 240V241H156ZM173 242H172V241ZM194 240V241H193ZM7 241V242H6ZM66 241V240H65ZM72 241H73V243H72ZM140 241V242H139ZM151 241V242H150ZM159 241H161V242H159ZM167 241L168 242H171L173 245H171L170 244V246H167V245H165V244H167ZM176 241V242H175ZM185 241H187L188 243H186ZM191 241H193V242H191ZM209 241V242H208ZM6 242V243H5ZM85 242V241H84ZM136 242V243H135ZM152 242H154V244H156L155 246H154V244L152 243ZM190 242V243H189ZM197 242V243H196ZM200 242V243H199ZM208 244H207V243ZM11 243V244H10ZM48 243H50V244H52L51 242H48ZM103 243V244H102ZM122 243V242H121ZM140 243V244H139ZM144 244V245H142V244ZM149 243V244H148ZM150 243H151V245H150ZM185 243V244H184ZM196 243V244H195ZM205 243V244H204ZM146 244V245H145ZM177 244V245H176ZM180 244H183V245H180ZM191 244H192V246H191ZM201 244V245H200ZM203 244V245H202ZM101 245H103V247H102V249H99L100 247H101ZM109 245V246H108ZM112 245H113V247H112ZM135 245V246H134ZM142 245V246H141ZM165 245V246H164ZM196 245V246H195ZM200 245V246H199ZM132 246H133V248H132ZM154 246V247H153ZM174 246H175V248H174ZM183 248H182V247ZM203 246V248H201ZM210 246V247H209ZM130 249H129V248ZM141 247H143V248H141ZM150 249H149V248ZM152 247V248H151ZM179 247H181V248H179ZM199 247H200V249L202 250H200L199 249ZM71 248H72V246H68V249L69 250H71ZM148 248V249H147ZM176 249H178V250H176ZM111 250V251H110ZM145 250H147L146 252H145ZM173 250V251H172ZM113 251L116 253H113ZM195 251H196V253H197V251H199L197 254L195 253ZM111 253V254H109V255H107L108 253ZM140 252V253H139ZM145 252V253H144ZM172 252V253H171ZM176 252V253H175ZM132 253V254H131ZM166 253H167V255H166ZM170 253V254H169ZM113 254V255H112ZM141 254V255H140ZM144 254V255H143ZM195 254H196V257H195ZM199 254V255H198ZM217 254V255H216ZM115 255V256H114ZM181 255V257H179ZM192 255V256H191ZM95 256H94V258L92 259L94 262H95V264H97L96 263V261L98 260V261H100V258H98L97 256H96V258H95ZM119 256V257H118ZM124 256L126 257V259L124 258ZM168 256H169V258H168ZM199 256H201V258L199 257ZM135 257V258H134ZM139 257V258H138ZM160 257V258H159ZM194 257V258H193ZM212 257V258H211ZM113 258V259H112ZM138 258V259H137ZM141 258V259H140ZM192 259V260H191ZM188 260V261H189ZM211 260V261H210ZM145 261V262H144ZM6 262H8V261H6ZM122 262V263H121ZM199 262V263H198ZM192 263V264H193ZM184 264H188V262L187 261H185L184 262Z\"/></svg>",
  "mask_w": 264,
  "mask_h": 264
}]
</instances>
